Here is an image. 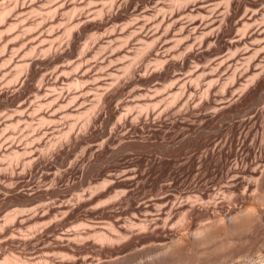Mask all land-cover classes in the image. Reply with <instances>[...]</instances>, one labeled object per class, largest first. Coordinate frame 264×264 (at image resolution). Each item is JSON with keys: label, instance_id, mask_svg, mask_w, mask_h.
Returning a JSON list of instances; mask_svg holds the SVG:
<instances>
[{"label": "rangeland", "instance_id": "1", "mask_svg": "<svg viewBox=\"0 0 264 264\" xmlns=\"http://www.w3.org/2000/svg\"><path fill=\"white\" fill-rule=\"evenodd\" d=\"M35 1H33V0H23V1L22 0H19V1H17V6L15 5L16 4V1L15 0H1L0 1V7L2 5H4V4H6V7H7V5L10 6V7L8 6L10 8L8 10H12L13 9V12L11 11V13H13V14H11L10 12H7V13H10L11 14V15L9 14V17L10 18L8 16H6V14H5L4 17H3V20L0 22V24H2L4 20L7 21V23H5V21H4V23H3V24H5L4 26H1L0 25V32H6L5 34L3 33V35L0 36V38H2V39L5 36L4 39H3V41H2V39H0L2 41V42H0V51H1L0 52V54H1L0 55V57H1L0 58V62H1L0 63V129L2 128L0 130V144L4 145L3 148H5L6 146H8V144L10 142H12L14 140L13 143H15V144L13 145V147L14 146L16 147V148L14 147L13 150L11 149L13 147H10V148L4 149V150H2L0 152V264H4V263L5 264H8L9 262H10L9 264H15L16 262H12L11 260H9V258L10 259H13L14 257H18V256L20 257L21 262H18L16 264H37V263L39 264V262H42L41 264H47V262H48V264H88V263L89 264L90 263H93L94 264V263H97L98 261H101V263H102V261L104 263H107V262L113 261L114 259L115 260L120 259V260H118L119 262L117 261L118 264H146L145 262H147V261L149 262L152 259V257L154 256V254L151 253V249L153 250V248L159 247L160 246L159 243L161 244V243H164L166 241L168 242L171 239H174L177 236H180L181 235L180 233L185 234V230H187L186 233H190L195 228L194 225L198 226V225H200L198 223H202V224L204 222L207 223V221H212L217 215L219 216L218 211H220L223 214L222 215L220 213L221 214L220 216H226V215H228V213L233 212V209L235 207L237 209L235 208L234 211H237L239 209L240 210L243 209L246 206V201H245V198L243 196L244 193H242V191L244 190V188L242 186L236 185V186H233V187L231 186L232 188L230 187V189H231L230 190L228 186H229V184L230 185L232 184V180L229 177H232L234 175L237 176V174L238 173L240 174V172L244 171V169L246 170L245 173L248 174V169L250 167H252V163L254 162L255 157H257L258 153L260 152L261 146L262 147L264 146V142H263V144H261L262 141H263L261 139H262V137L264 138V131H263L264 129H262V128H264V127H262V125L264 126V124H263L264 123V121H263L264 120V118H263L264 117V114L263 113L261 114V112H258V113H256V116H255V118L253 120H251V121H243L245 115L247 113H249L251 110H253V108H254L253 105L257 107V104H254L256 97L258 95H261L262 93H264L263 92L264 91V79H263L264 78V72H262L263 71L262 70L263 66L261 65V64L264 65V60H261L262 63L260 62L261 64L259 63V65H258V67L260 65L262 67L261 68L260 67L258 68L256 66L258 68V69H256L255 66L252 65V62H251L252 60L251 61L248 60L249 59L248 58V55L245 58H244L243 55H240V54L243 53L244 47H245V50H246L247 49L246 46L248 44H249L248 48L250 46H252V41L251 40H253V39L247 40L246 41L247 43L245 42V44L242 43L244 45V47H242V49H240V46H243L242 44L237 45L239 47H237V46H233L232 47L231 46L232 47V51H230L231 47H229L230 49L228 50V46H225V45L222 46L223 41L220 42V43L213 41L212 42L213 44L211 43V46H212V48H211V46L208 45V42L207 41H204L205 38H203V40L201 39L202 38L201 35H203L204 32H202V33H198V32L197 33H191V32H193V30H191L189 24L187 25V27L185 26V28H186V33H189L191 31L190 32L191 35L188 34L186 36V33L180 35L179 34L180 33V30H178V29L181 28L180 26L181 25H186L191 20H193L196 17H198L197 16L198 14H197L196 17L194 18L195 13H197V11H194V7H193V1H195V0H193L192 2L190 0L189 1L188 0H185V1L184 0H177V1H175V0H172V1L171 0H167L169 2L175 1L176 3L173 2L174 4H172V3L166 4L167 3L166 0L164 2L159 1L158 2L159 4H156L155 1L138 0L140 5L138 4V1L137 0H131L130 2H127L129 4L127 6L128 8L126 7V5H127L126 4L123 7V10L119 13V15L117 17H114V18L110 19L109 21H107L106 23H104L103 25H100V26H94V20H91V19H93V17H94L95 18V22L96 21L98 22V20H99L98 18H100V16H98V14L96 15V13L94 12L95 10L94 11H91V10L95 9V6L98 5V4H99L98 7L104 6V3L102 5L101 1H105V0H99L100 2L98 1V3L95 6H94V2H92L93 3L92 4L93 7L91 9H90L91 6H87L89 9L88 8H85L86 7L85 4H87L88 2H90L88 0H83V1H81V0L80 1L79 0L77 1L76 0L77 3L75 2V0H72V3H70L71 0H64V1H67L68 4L70 3L68 5V7L66 9H64V11L68 10L69 15L68 14L66 15L64 13V11H63V12H57L58 15L57 14L56 15L58 17H56V15H54V13H56V12L52 11V13L50 12L51 14H53V16H51V17H53L55 19V20L52 19V20H54L53 22L51 20L50 21L49 20L47 21V19H51L49 17V14H48L49 11L48 10L50 8L51 9L52 8H55V6L59 2H61L62 0H57V1H55V0H53V1L52 0H46V1L45 0H41V1H38V2L37 1L35 2ZM86 1H87V3H86ZM108 1L109 0H107V2ZM187 1H188V3L191 2L189 4V6H190L189 8L192 9L193 19L191 18V20H190V18H189V15L190 14H187V13H191V11H189V12L188 11H184L185 12L184 15L186 14L185 17H184V19H183L182 15H181L182 18L181 17L179 18V25L176 26V28L178 27V29L175 28L172 31V34L173 35H171L169 37L170 38H175V41H177V42H179V41L176 40V38L179 39V40L180 39L187 38V39H184L183 41L188 40V39H189V41H185V42L182 41V42H180L182 45L180 44L179 46H177L179 43H176L174 41V39H172V41H171L169 37H168L169 40H168V38H166V40L165 39H161V41H159L160 38L157 39V37L159 36L158 34H157L158 35L157 36L156 34H154L155 33L154 32V33L151 34L152 36L150 35V33L153 32V30L155 31V29L157 28V27L156 28L154 27L155 25H153V29L151 28V29H149L150 31L148 30V32H147V29L150 28V26L152 24H155V23L156 24L157 23L159 24V22L161 23L160 20H161V16L162 15H160V17L158 15V17H159L158 20L156 22H153L155 19H157L156 18V16H157L156 13H158L157 10H160L161 8H164V6H165L166 7L164 9L165 11L162 10L161 13L159 11L158 14L166 13L167 16H169L171 14L169 12L173 11L171 9H174L175 8L176 9V12H177L178 11V7L180 6L179 9H181L182 8L181 5L183 6L185 3H187ZM222 1H224V0H222ZM74 3H76V4H74ZM109 3H111V2H108V4H105V7L107 5H109ZM146 3H147V6H148V9L151 8V10L149 9V12L151 13V15H153L155 13L154 14L155 16L153 15V17L155 19L152 18V16L149 13L150 17L153 20L150 19L149 16L147 15L148 18H145L146 20L145 19H142L140 21V19H141L140 17L142 15L141 11H143L142 9H144L145 7H146L145 9H147ZM218 3L221 4L222 6L218 7L219 11H216L217 9L214 8V7L218 6L219 5ZM218 3H217L216 6L213 3H207V6H208V8L210 10H214L215 9L214 12H221L224 8L226 9V7L228 5L225 2L220 3V1H219ZM223 3H225L226 6ZM22 4H24V6H25L23 8V12L25 11L26 14L25 13H24V15L21 14L23 17H21V15L18 14L20 16V18H19L18 15H17V17L19 18V20L20 19L21 20L19 22L18 18L16 17L17 19L16 18L15 19L17 20L18 23H13V25L16 26L15 24H19V23L21 24V22L26 19V16H27L28 20L26 19L27 21L26 20L23 21L25 24L22 22L21 25L20 24H19V26L17 25V29L19 28L18 30L13 29V31H12V28H11L10 30L14 34H12V32H11L12 35H9V34H7V31H8V29L12 25V24L10 25L9 22L11 23V22H15L16 21L13 17H15V15L18 12L23 13L21 11L16 12L15 11L16 9L14 10V8H16L18 6H21ZM89 4H87V5H89ZM154 4H156L157 6L154 5ZM162 4L164 6H162ZM72 5H74V7H75V5H77V7H75V8H78L79 6L82 7V8L74 9V7ZM117 5L123 6L124 5V1L123 2H122V0L118 1L117 2ZM167 5H172V6H168V7H171V8H168ZM185 5H187V4H185ZM229 5H230V7H229L230 8V14H228V15H230L229 16L230 17V20H225L224 21V24H225L224 25V29L225 28L226 29H225V32L223 33V38L222 39H226V38L229 39L230 38L231 40H236L238 37H240V36H242L244 34H247L248 33L247 32L248 30L250 31V28H252V25H253V23H254L255 20L254 21H251L253 23L248 22L249 24L251 23L250 26L249 25L247 26L246 23L244 22L245 25L247 26V28L249 27L248 30L246 31L245 29H247V28H244L243 21H239V19H240L239 17L241 16V14L244 13L243 11L244 10H247L245 8L246 6H241V7L237 8V7H235L232 4H229ZM152 6H153V8H152ZM159 6H161V8ZM32 7H33V9H32ZM69 7L70 8L73 7V8H71L72 9L71 10V13L69 11V9H70ZM83 7H84V9H83ZM154 7H156V8H154ZM211 7L214 8V9H212ZM158 8H160V9H158ZM229 8H228V10H229ZM126 9H128V10H126ZM153 9H155V10H153ZM175 9H174V12H175ZM234 9H235V11H234ZM226 10H223V12H226ZM228 10H227V13H228ZM14 11H15V13H14ZM83 11H85V12H83ZM90 11L91 12H94V13L93 14L92 13H88ZM130 11H131V13H130ZM40 12H43V13L40 14ZM45 12L46 13L48 12L47 13L48 14V17H47V14ZM74 12H75V15L74 16H76V12H79V14H77V15H78V17L79 16L80 17L78 18L76 16V18H74V16H73ZM80 12H83V13H80ZM152 12H154V13H152ZM174 12H172V13H174ZM245 12H247V11H245ZM62 13H64V16L63 17L61 16ZM193 13H194V15H193ZM43 14H46V15H43ZM71 14H72V18H71L72 20L76 19L77 21L75 20V22H77L78 24H80L81 22H83V23H81L82 25L81 24L80 25L77 24L78 25V28H76L77 25H76V27L74 26V28L76 29V30L73 29L74 31L71 28L72 26L70 27V25H73V23H75V22L71 23V21H72V20H70ZM81 14H82V16H81ZM166 14H164V15L166 16ZM65 15H66V17H65ZM129 15H131V16H129ZM43 16H45V17H43ZM68 16H70V17H68ZM87 16H88V18H87ZM104 16H105V14H104ZM135 16H138L140 19L139 18H136L135 19ZM147 16H145V17H147ZM200 16L198 18L199 19H202V17H203L202 14ZM5 17H7L8 19L6 18L7 19L6 20ZM67 17H68V19L70 21L67 20ZM133 17H134V20H137L138 19V21H134V23H135V24L133 23L134 25L131 24L132 23L131 22L132 21L131 19H133ZM142 17L144 18V15ZM206 17H203L204 20L206 19ZM218 17H219V15H218ZM12 18H13V20H12ZM41 18H43V19H41ZM233 18H235L234 20H236V21L238 20L239 23H238V21L235 22L233 20ZM85 19H90V20L85 21ZM96 19H98V20H96ZM188 19L190 21H188ZM261 19H258L259 22L261 21ZM44 20L46 22H44ZM58 20L59 21H62L63 23H66L67 22L68 24H70V23L71 24L67 26L66 25L67 23L66 24H62V22H61L60 25H59V21ZM82 20H84V21H82ZM144 20L145 21H149V22L151 20L152 22L151 23L147 22L146 23L147 24L146 28L145 27H144L145 29L142 28L144 30V31H142V29L139 28V26H137L138 25L137 23L138 22H145ZM258 20H257V23H259ZM89 21H90V23H89ZM42 22L46 23V25L43 23V26H42ZM114 22H115V25H114ZM123 22L126 24V26H125V24ZM230 22H232V24ZM233 22L235 23V25H234ZM29 23L31 24V26L28 25ZM52 23L53 24H56V26L60 29L59 30L55 26V32L58 31V30L60 32H56L54 34V29H51V27L53 26ZM110 23H112V25ZM117 23H119L120 26ZM128 23H129V25L131 24L130 26L132 28H130V26L128 25ZM242 23H243L242 28H244V30L246 31V33L243 30H241L242 28L240 30L237 28L239 31L236 29V27H238V26L240 27V25H242ZM50 24L52 25L51 27H50ZM116 24H117V26H116ZM254 24L255 25H253V27L256 26V23H254ZM9 25H10V27H8V29H6L7 26H9ZM27 25L29 27H31V29L33 28L32 31H31V33L29 31V32H26V33L24 32V34L22 33V35H20L21 32H23L24 30H26V29L29 30L30 29ZM37 25L39 27H42L44 30L42 28L39 29V27H37ZM48 25H49V27H48ZM65 25L67 27H70L71 30L74 32L73 33L71 31L72 33L69 34L70 36L71 35L73 36V37L72 36L71 37H68L69 40H67L68 39L67 38L68 35L65 33V29H66V26ZM109 25H111V26L109 27ZM167 25L168 24H164L162 26V24H161L159 26V28L163 29L164 26H165L164 29H166V26ZM24 26H27V28L25 27L26 29H24L23 28ZM107 26H108V30H107ZM124 26H125V28H124ZM230 26H232V27H230ZM45 27L50 28L51 29L50 30L51 32L47 28H45ZM120 27H122V28H120ZM126 27L128 29L127 31H126ZM4 28L7 31L6 30L5 31H2ZM20 28L21 29L23 28V31ZM104 28H105V30H106L107 33L104 31ZM110 28L112 30L114 29V31H116V33L115 32H112L113 34L112 33L109 34V32H110L109 30H111ZM136 28L139 31L141 30V32H138V30H137V32H138L137 35L138 36H136V33L132 34L133 32H131V29H133V31H135ZM63 29H64V31H62ZM95 29H97V30L94 31ZM230 29H231V32L229 33ZM14 30H16V31L14 32ZM33 30H34V33H33ZM40 30H42V32L43 31H45V32L44 33H41ZM120 30L121 31L124 30L123 31V34H122V32H119ZM235 30H237V32L239 34L238 36H237V34H235V33H237ZM48 31L51 33L52 36L49 35L50 33L47 35L46 32H48ZM97 31L98 32L101 31L99 33V35H96L97 34L96 33ZM125 31L128 33V35H129V32H131L132 38H133V35L136 36V37L134 36L135 38H133V41H132V39L129 38L130 35L127 36V34H126ZM176 31H178L177 35L175 34ZM198 31L200 32V31H202V29H200ZM83 32L86 33V34H84ZM93 32L96 33L95 35L98 38H103V35L101 34V33H103L105 35L104 39H100L101 41L99 39L94 40L95 39V35H94ZM173 32H175V33H173ZM17 33H20V34L18 35ZM60 33H63V34H61L63 37L61 35H59ZM90 33L91 34L93 33L94 38L91 37V39H89L90 36H91V35L89 36ZM144 33H146L147 36H145ZM0 34H2V33H0ZM15 34H17V36H19V37H16ZM36 34H40L39 36H41V34H42L43 36L42 37H38L39 39L38 38H35L34 39V36L35 37L37 36ZM174 34H175V37H174ZM198 34L201 37L198 36ZM234 34L236 36H234ZM7 35H9V37H7ZM23 35H24L25 39H24ZM58 35H59V38L61 37L60 38V39H62L61 41L58 40V38H57L58 41L53 38L55 36L58 37ZM87 35L89 37H87ZM11 36H13V37L11 38ZM28 36H30V37H28ZM44 36L47 37V38L45 37L46 40H47L46 42H44L45 41L44 40L45 39ZM84 36H85V38H84ZM120 36H122V37H120ZM148 36H150V37H148ZM153 36H156V37H153ZM177 36L178 37H180V36L183 37L184 36V37L183 38H178ZM188 36H189V38H188ZM22 37H23L24 40L22 39ZM31 37H33L34 40H32V39L29 40ZM107 37H109L111 40H107V39H109ZM114 37H116V38H114ZM123 37H124L125 40L123 39ZM127 37L129 38L130 42L127 40L128 39ZM140 37H143L142 39L145 40V41L147 40L146 42H149L150 40L152 41L153 38H156L155 39L156 41L155 40L154 41L157 42V43H155L156 45L158 44L157 47L154 45L155 46V49H153L154 47L152 45L153 48L152 47L149 48V49L153 50V52L151 50L149 52L148 47L146 49L147 51H145V47H146L147 44L146 43L143 44V42L141 43L140 42V39H141ZM192 37H194V38H192ZM195 37H198V38L200 37V40H202V41H200L198 39V42H197L196 41L197 39H196L195 40V43L196 42L197 43L195 44L194 43ZM203 37H205V35ZM41 38H43V39H41ZM48 38H53V40H55L54 41L55 42L54 43L55 45L54 44H53L54 46L52 45L54 48L55 47L56 48L60 47V49H62L61 48V44L62 45L65 44V46H63L64 49H62L63 51H65V53H64V56L65 57L63 56V57H61L58 60H49L48 59V56L47 57L45 56V53L47 54L48 52H45L44 54L41 52L42 49L44 50L45 48H47V46L49 47L51 45V44L49 45L48 43H50V42L53 43V41L51 39H48ZM105 38H106V40H105ZM144 38H146V39H144ZM7 39L9 41L10 40L11 41L10 42L9 41L7 42ZM85 39L88 40V41L90 40L92 42L91 43L89 41L91 45L89 44L88 41H87L88 44H87V42L85 43V45L87 46V48L89 47V49H87L84 46L86 48V52L84 51L85 48L84 47H81V46H83V43L86 41ZM113 39H115L114 42L112 41ZM117 39H118V41H116ZM41 40H43V43H44V44L42 43V46L44 45L43 47L41 45H38L37 44ZM48 40H50V41H48ZM63 40H65L66 42L71 40L70 41L71 43L73 41L74 42H73L72 45H69L70 46L69 47V46H66L67 43L65 41H63ZM77 40H79V41H77ZM164 40H165V43H163L164 46H162L163 45L162 42H164ZM15 41H17V43ZM25 41H26L27 44H25L24 45L25 47H24L22 44H24ZM34 41H36V42H34ZM59 41L60 42H63V43L65 42V43L63 44V43H60ZM111 41L113 43L110 45L109 42H111ZM125 41H127V46L128 47L127 46L125 47V45H124L125 44ZM136 41L138 43H136ZM199 41L200 42H204V44L201 43L202 44L201 45ZM248 41L249 42L251 41V43H248ZM58 42L60 44H58ZM93 42H95V44ZM174 42L177 44L176 45L177 47H180V49L177 48L176 46H174V49L176 51L173 48H171V50L169 49L170 51L167 50V48H170L171 47L170 45H173ZM210 42H209V44H210ZM253 42H254V40H253ZM4 43H5V45H2ZM8 43H10V44H8ZM14 43H16V44H14ZM20 43H22L21 45L24 47V48L22 47V51L20 50V48H21L20 47L21 46ZM99 43L101 44V46H99L100 45ZM105 43L106 44L109 43V45L108 44L106 45ZM188 43H189V45H187ZM190 43H193L192 44V47L194 49V52L191 49L192 47H190V45H191ZM198 43L202 47H200V45ZM34 44H37V46H38V48L35 47L36 52H38L39 48L42 47V48H40L41 50H39V52L37 54H36L35 50L33 51V53L29 51V48L31 46H32V50H33V46H35ZM103 44L106 45V48H105V45L103 47ZM152 44H154V42H152ZM160 44H161L162 47L160 46ZM216 44H218L217 47H215ZM15 45H16L17 48L15 47V49H14L13 47ZM115 45H116V47H115ZM121 45H123V46H121ZM2 46H5L6 50L5 49H1V48H3ZM26 46H27V48H26ZM111 46H113V47H111ZM141 46L144 47L143 48L144 50L141 49L142 48ZM184 46H187V47H185V49H184ZM207 46H210V47L207 48V49H210V51L209 50H206V47ZM66 47H68V48H66ZM188 47L190 48V51L192 53V56L191 57H184L183 58L184 51H187V52H185V54L188 53V51H189V48ZM195 47H198V48H195ZM199 47L201 48V50H200ZM235 47L239 48L240 51L237 50V48H236V50H234ZM11 48H13L12 50L14 52L11 50ZM18 48H19V50H18ZM70 48L73 49V50H71ZM78 48H79V50H78ZM81 48H83L82 51H81ZM90 48H92V49L90 50ZM123 48H124V50H123ZM157 48H158V51H157L158 53L156 52ZM164 48H165V51L167 50L169 52L166 51L167 54L165 52V55H162L163 52H164L162 50H164ZM203 48H204V50H203ZM218 48L220 49V51H219ZM221 48L224 49V50H222ZM76 49H77V52H76ZM119 49L121 51H119ZM126 49H128L129 52L126 51ZM196 49H198V50H196ZM3 50H4V52H3ZM30 50H31V48H30ZM87 50H89V51H87ZM117 50L120 53H118ZM141 50H142V52H141ZM180 50L183 52V54H182V52H179ZM16 51H17V53H16ZM25 51L27 53H29V52L30 53L27 54V53H25ZM44 51H46V50H44ZM71 51H72V55H71ZM112 51H115L114 52V55L111 54V53H113ZM143 51H144V53H143ZM236 51H238L240 53H237ZM9 52L11 53V55H9L10 54ZM81 52H83V55H82ZM100 52H101V54H100ZM124 52L126 53L125 55H124ZM137 52L142 53V55L144 54L146 56H144V55L143 56L142 55L140 56V54L137 53ZM145 52H149V53L147 54ZM154 52H156L157 55H156V53L154 54ZM214 52L219 57H217L214 54ZM235 52H236L237 55L234 56L235 57V60L233 61V64L231 63L229 67H227V65H224L225 68H224V66L221 67V68L220 67H217V65H216L215 62H217V60L219 58H224V57L225 58H229V56L232 55V54H235ZM13 53H15L17 56H15V54H13ZM23 53H25V54H23ZM136 53L139 54V56ZM211 53H212V55H211ZM250 53L253 56L257 52L256 53L255 52H250ZM22 54H23V57L21 56ZM33 54L34 55L36 54V56H34ZM80 54L83 57L85 55V57L84 58L82 56L79 57ZM13 55H14V57H13ZM40 55H41V57H39ZM251 55L249 54V56H251ZM10 56H12L14 59L12 58V60H11L10 59L11 58ZM29 56L39 57V58H41V60H42V57H43L44 60L41 61L42 64L40 63L41 64V65L39 64L40 66H38V67L36 66L35 67V73H34L35 75L28 77L29 79H31V82L32 83L30 84V80L27 79V81L25 83V85L27 86V88L24 85V88H23V86H21L20 87L21 89H20L19 88V82H17L18 80L15 83V80L18 79V78H16L17 75H15V74H17L18 71H16L14 65H17V70H18V66H19L18 63L29 62V58H31ZM44 56L47 58V60H46V58H44ZM108 56H110L109 58H112V59L110 60L108 58ZM160 56L162 58H160ZM174 56L176 58H174ZM207 56H209V57H207ZM222 56H224V57H222ZM240 56H243L242 58L246 59V61L248 60L247 64L250 63L249 64L250 67L248 66V69L250 70V72L246 68L247 67V64H246L245 60L242 59ZM87 57H88V59H87ZM92 57H94V58H92ZM103 57H105V58H103ZM116 57H118V58H116ZM141 57H143V59ZM154 57L155 58L157 57V60H159V61L161 59L160 63H162V61H164L162 59H166V57H167L169 60L168 59H166V60H168L169 63H168V61L167 62L164 61L163 65L161 67L160 66L161 64H159V62H157V60ZM172 57H173V59H172ZM3 58H6V59L4 60ZM24 58H26V59H24ZM79 58H82V59H79ZM158 58H160V59H158ZM185 58H187L186 59V62H182V59H183V61H185ZM239 58H240V60H238ZM62 59H63V62H64L63 67L66 68V72H67L66 73L67 75H66L64 73L65 72V69L63 68V70H64L63 73L65 74L64 76H66V77L68 76L67 78L64 77V82H66V83L62 82L63 83L62 84L61 81H60L55 87L52 88L50 86L49 88L55 89L59 85V86L63 87L64 90H63V88L61 89L59 86H58L59 88H57L56 90L61 89L62 91H64L65 95H66L67 92L68 93L71 92V94H68L67 93L68 96H66V99L62 101L63 104H64V106H66L65 108H62L64 106H62L60 104L61 102L58 103L54 99L56 97V95L53 96L54 92L50 90L53 93V94H51L50 91H49V89H48V87H46V88H47V90L49 91V93L52 96L51 95L49 96L47 94L49 96V98L47 99V96L44 95L45 96L44 97L42 95L43 92L46 93L47 90L45 91L44 89H45V86H47V85H44L43 90L40 91L41 93L40 92H37L36 93V89L34 87L35 84L36 85H37V83L39 84L41 76L44 77V75H48L49 74L48 71H50L51 69L52 70L53 69H56L58 67L57 66L58 63H59V68L62 67V64L60 66V63H62L61 62ZM71 59H73V60L71 61ZM261 59H264V57H262ZM6 60H8V61H6ZM9 60H11V61L9 62ZM17 60H19V62ZM81 60H83L82 63H81ZM88 60H89V62H88ZM236 61H237V63H236ZM16 62H17V64H16ZM156 62H157V64H156ZM242 62L245 63L246 65L243 64ZM55 63H56V67L53 66ZM68 63L69 64L72 63V65H68ZM94 63H95V65H94ZM131 63L134 64L133 65L134 67H132V70H128V69L127 70H128V72L130 71L129 72L130 74L133 72L132 74H134V75H132V78H131V75L126 72L125 67H124L125 65H129L130 64L129 67L131 68V66H132ZM183 63H185V64H183ZM8 64L10 66H9L8 69H6L7 66H8ZM82 64L84 65V67H82ZM166 64H168L167 67H166ZM183 65H184V67H183ZM241 65H243V66L241 67ZM13 66H14V68H12ZM20 66H21V64H20ZM42 66H44V67H42ZM80 66H81V69H80ZM89 66L91 68L92 67L93 68L91 69ZM244 66H245L246 69L243 68ZM251 66L254 67L255 70L253 68L251 69ZM24 67L26 68V64L23 66V68ZM41 67H42V69H41ZM67 67H69V68L67 69ZM87 67L90 68V72L91 73L88 72L89 69ZM135 67H138V68H136V71L133 70V69H135ZM212 67H214V69ZM216 67L218 68L219 71L218 70L216 71V69H217ZM234 67H237L238 68L237 71L235 70L238 73L242 72L244 69L245 70H248L245 73H242V76L239 79L234 78L233 81H235V79H236V82H235L236 85L235 86H234V82L232 81V79H231V81L233 82V84H232V82L231 83H228V82H230V80H229L230 78L229 77H231V73L233 74L235 72L234 70H233L234 72L232 71V69H236ZM20 69H22V68H20ZM20 69H19V71H20ZM84 69H88L87 72L89 74L87 76H86L87 72H85L86 70L84 71ZM106 69H109V70H106ZM224 69H225V71H224ZM26 70L27 69H25V70L23 69V71H26ZM52 70H51V72H50L49 75L53 74L54 71H52ZM57 70H55V71H57ZM240 70H242V71H240ZM110 71H112L113 73L116 72L114 74L115 76L114 75L110 76V74H113L112 72L110 73ZM134 71H135L136 74L134 73ZM208 71L211 72V73H208ZM258 71L259 72L261 71L262 74L261 75H257V72ZM41 72L42 73L46 72V73L43 75ZM75 72H77V73H75ZM82 72L85 73L83 78H82V76H83L82 75ZM226 72H227L228 75H230L229 77L226 74ZM236 72H235V74H236ZM255 72H256V75H257V76L255 75V76L258 77V78H256V80L255 79H252L251 80L252 77L249 76V78H250L251 81L254 80V83L252 82L253 85H252V83L251 84H248V85H250L249 86L250 88L246 92L243 91V93L245 92L244 94L241 93V91H240L241 88L238 87L240 81L242 80L241 83H243V85H244V83L246 84L247 83L246 80L249 79V78L248 79H245L246 77H248L247 75L251 74V76H252V74H255ZM25 73L26 72H23V75ZM80 73H81L82 76H80ZM214 73H215V75H214ZM21 74H22V72H21ZM78 75H79V77L81 79H83L82 82H81L80 78H77ZM97 75H99V76H97ZM19 76H21V75H19ZM22 76H21V78H22ZM96 76L98 78L102 79V81H100V79H99L100 82L99 81H96V79L94 80V77H96ZM100 76H102L103 78H101ZM226 76L229 78L228 81H226L227 80L226 79L227 78ZM33 77H34V80L32 79ZM113 77H114V79H113ZM128 77H130L131 79L128 78ZM141 77H142V79H141ZM224 77H226V78L224 79ZM13 78H14V80H13ZM140 79H141V81H139ZM212 79H214V80L212 81ZM259 79H260L261 82L259 81ZM37 80H39V82ZM76 80H77V82H79V81L80 82L76 84L75 83ZM118 80L120 81V84H119V81ZM95 81H96V84H94ZM109 81H110V83H109ZM210 81H211V84H210ZM251 81H249V82H251ZM27 82H28V84H27ZM105 82L107 84L109 83L110 85L109 84L108 85L110 87L107 86L105 89L102 87L103 90H101V89H98L99 91L96 90V88H97L96 86L98 84L100 86L101 85L102 86H105L106 85ZM113 82L116 83V84H114ZM130 82H132V83H130ZM72 83H74L77 86H75ZM101 83H104V84H101ZM117 83L119 85H121V87ZM207 83H209V84H207ZM224 83H226L227 86L229 85L227 89H226L227 86H225ZM241 83L239 85L240 87H241ZM15 84L16 85L18 84V85L16 86ZM69 84H70V86H69ZM126 84H128V85H126ZM169 84L170 85L172 84V85L170 86ZM81 85L82 86L84 85V86L81 87ZM86 85H88V86H86ZM115 85L116 86L118 85V88L120 87L117 96L112 97L111 100H109L108 102H105L103 100V98L100 99V100H102V102L101 101L98 102L101 94L98 95V96H97V94H99L100 91H101V93H103L105 90L110 91L111 88L116 87ZM180 85H182V86H180ZM209 85H211V86H209ZM90 86H91V88H90ZM230 86H232V87H230ZM75 87H78V88H75ZM94 87H96V88H94ZM207 87H208V89H207ZM254 87H255V89H254ZM15 88H18L19 90H21V93L22 94H20V96H19L20 99L19 100H18L19 97H17L18 89H15ZM98 88H100V87H98ZM223 88H224V91H223ZM237 88H239L240 90H238ZM80 89H83V91H82L83 93H81V90ZM86 89L87 90L89 89L88 92H87ZM230 89L232 91L235 90V89H237L239 93L237 92V90H236L235 93H233V92L230 91ZM15 90L17 91L16 93H15ZM22 90H24V91L26 90V91L24 92ZM158 90H159V92H158ZM202 90H203V92H202ZM204 90H206V92ZM207 90H208V92H207ZM216 90H218V92ZM225 90H227V92ZM33 91H35V94H38V97H37V95H33L34 94ZM48 91H47V93H48ZM97 91H98V93H97ZM177 91L179 92V94H178ZM209 91H211V92H209ZM84 92H87V93L84 94ZM201 92H202V96L203 97L200 100V98H201ZM176 93H177V96H174V95H176ZM208 93L210 95H208ZM213 93L215 94V96H214ZM222 93H224V96H223ZM74 94H75L76 97H77V94L80 95V98L79 97L77 98L78 100H76V98H75V101H77L78 103L74 102V100H72V98H71V96L74 95ZM169 94H171V95H169ZM199 94H200V96H199ZM220 94H222L221 95L222 100H220V101H223L222 103L219 102V99H221V97L219 96ZM231 94H234L235 96H232ZM41 96H42V98H41ZM82 96H83V98H82ZM189 96H190V98H189ZM205 96L206 97L208 96V98H206ZM225 96H226V98L229 97L230 99L232 97V100H230L229 98L226 99ZM262 96H263V102H264V95H262ZM171 97H173L174 99L177 97V99L174 100ZM209 97H210V100H209ZM237 97H238V99H237ZM67 98L68 99L70 98L69 99L70 102L68 101L66 103ZM203 98H204V100H203ZM216 98L218 100L215 101ZM43 99L44 100L46 99V100L44 101ZM49 99H50V103L49 104L52 103L51 102L52 99H54L57 102V103H52V105H50V108L48 107L49 106L48 104L44 103V102H49ZM63 99H64V97H63ZM223 99L226 100L227 102L226 101L224 102ZM234 99L236 100V103H234L235 102ZM17 100L18 101L21 100L20 102L23 103V104H21ZM22 100H24V101H22ZM40 100L42 102H40ZM170 100L172 101V103H171ZM186 100H188V101H186ZM189 100H190V102H189ZM199 100L201 102L203 100V103L204 104L202 105V103H200L199 104V108H198V106H196V104L198 105L197 102H199ZM233 100H234V102H233ZM38 101L40 103H42V104H45V105H42L43 106V109H44V111H43V109H41L42 110L41 112H43L42 114H41L40 111H39L40 113L38 111H36L35 114L32 112V111H34L32 109H35V110L39 109V106L37 104ZM173 101H174V103H173ZM104 102L107 104V106H106L107 108L105 107L106 104L104 105ZM187 102L192 103V104H190V106H189V103H187ZM194 102H196V103L194 104ZM209 102H210V105H209ZM216 102H218L219 104L217 103L218 104L217 105ZM263 102H261V103H263ZM19 103L21 104V106H20ZM65 103L67 105H65ZM146 103H148L147 106H146ZM184 103H185V105L183 106ZM59 104L61 105V107L59 106ZM227 104H230L232 106H229L228 105L229 107L227 106V109H226V106L225 105H227ZM246 104H248V105H246ZM191 105H194L196 107H193V106L191 107ZM208 105L211 106L212 108L215 105H217L218 107H221L222 105H224V106H222L224 108H223V110L221 109L222 107L220 108L221 110L220 109H217V111H219V112H217L218 114H216V111L213 112L212 109ZM260 105H262V104H259L258 107ZM42 106H40V107L42 108ZM108 106H109V108H108ZM164 106H165V108H164ZM24 107L27 108L25 110L26 112H24V109H25ZM45 107L47 109L49 108V110L51 112L54 111V114H57V115H55V117L52 116L54 114L51 113L52 114L51 115L49 113L50 112L49 110H46V111H48V112H46L45 111V109H46ZM142 107H144V108H142ZM179 107L180 108L182 107V109H180V110H182V112L179 110ZM184 107H186V108L188 107L189 108V111H185L188 108L186 109ZM215 107L213 108V110H215ZM18 108H19V110H18ZM21 108H23V111H22ZM54 108H56L55 110H58L59 112L58 113H57V111L55 112V110H53ZM101 108H103V110ZM141 108H142V110H141ZM193 108H195V109H193ZM196 108H198V109H196ZM205 108H207V109H205ZM259 108H261V107H259ZM20 109H21V111L24 114L20 111ZM65 109L67 111H65ZM143 109H145V110H143ZM89 110L91 112H89ZM162 110H164L163 111L164 113L161 112ZM178 110H179V113L181 112L180 113L181 115L178 113ZM191 110H193L194 112L191 111ZM195 110L198 112V115H195V114H197V113H195ZM247 110H248V112H247ZM37 112L39 113V115L37 114ZM186 112H187V114H186ZM190 112H192V113L190 114ZM237 112H239V114ZM31 113H32V115H31ZM86 113H89L90 115L93 114L94 116L92 115L91 117H94V118L88 117L90 115H88ZM243 113H246V114H243ZM215 114H216V116H215ZM234 114H236V117H234L235 116ZM43 115L45 116V119H46V116L47 115H51L52 116L51 118H53V119H49L50 117L47 116V118H48V119H46L47 121H41L40 118ZM242 115H244V116H242ZM119 116H121V117H119ZM233 117H234V119H233ZM241 117H243V119ZM120 118H121V120H120ZM125 118H126V120H125ZM38 119H39V121H38ZM241 119H242V122H241ZM255 119L257 120V123L254 125V123L256 121ZM261 119H262V121H261ZM5 120H7V122ZM201 120H202V122H201ZM222 120L223 121L225 120V121L222 122ZM231 120L234 121V122H232L230 124L229 122H231ZM235 120H237V121H235ZM203 121H204V123H203ZM1 122H2V124H1ZM225 122L227 124H225ZM199 123H202L203 125H200ZM228 124H230V125H228ZM244 125H246L245 128H244ZM251 126H252V130H251ZM254 126H255V128H254ZM47 127L49 129H46ZM221 127H222L221 131H218V130H220L219 128H221ZM37 128H38V130L40 128L42 129V130H39V131H41L40 134L38 133ZM243 128H244V130L242 131ZM257 128H259V129H257ZM34 129H36L35 132H33ZM202 129H203V131H201ZM247 129H248V131H247ZM256 129L259 131V133H257V130ZM69 130H70V132H68L69 133V134H67L68 137L66 136V138H65L66 140H65L64 139V135H63V138H62L61 137V134H62L63 131H66L67 132ZM216 130L218 131V133H217ZM42 131H44L45 135H44V133H42ZM45 131L47 132V134H46ZM198 131H199V133H198ZM209 131L210 132L213 131L214 133H211L210 134ZM240 131H242V132H240ZM246 131H247V133L250 132V133H248L249 135H247V133H245ZM261 132H262V134H261ZM41 133L45 136L44 138L41 139L42 141L39 139L41 137V135H42ZM215 133H217V134H215ZM244 133L246 134L247 139L244 141V147L238 151L239 147L237 145L238 144L237 142L241 141L244 138V136H245ZM257 134H258V137H257ZM34 135H36V136L37 135H40V137L39 136L37 137L40 140V142L36 141L37 139L34 138L35 137ZM261 135H263V136H261ZM221 136H222V138H221ZM239 136H240V140H239ZM4 137L5 138L7 137L9 139H5ZM215 137H216L217 140L215 139ZM61 138L63 140H61ZM181 138H182V140L187 139V140L184 141L185 143L181 140ZM207 138H208V140H207ZM213 139H215V140H213ZM45 140H47L46 143L44 142ZM206 140H207V142H206ZM219 140L221 142H218ZM251 140H253V141H251ZM62 141H63V143L60 144ZM210 141H212L213 144ZM2 142H4V144ZM36 142H37V144H35ZM216 142H217V144L218 143L219 144L218 145L215 144ZM230 142L232 143V145H231ZM252 142H253V144H252ZM40 143L42 145L41 147H40ZM181 143H182V145H181ZM224 143H226V144H224ZM250 143L252 144V147H251V144ZM223 145H226V147L223 146ZM230 146L232 148H230ZM36 147H39V149H40V151H42V153L39 151V149L36 150ZM164 147H165V149H164ZM221 147H222V149H220ZM1 148H2V146H1ZM31 148L32 149L35 148V149L32 150ZM50 148H51V151H50ZM115 148H120V149H115ZM204 148H205V151H204ZM256 149H257L258 152L255 154L253 151L254 150L256 151ZM17 150H18V152H19V154L21 156L19 155L17 157L16 155H14L16 157V158H14L13 156H11V155H13L12 154V151H13V153H14V151H16V153H17ZM212 150H215V151H212ZM220 150L221 151L223 150V151L220 152ZM242 150H243V153H242ZM3 151H5L6 153L4 152L2 154ZM31 151L33 153L36 151V153L37 152L38 153H41L44 156H46V154H48L47 156H49V154H50L49 157H46V158H48L47 163L44 162V163H42V165H40L41 164L40 163L37 166L36 165L33 166L32 164L26 163V160H28L30 158V156L32 155V152ZM229 151H231V152L229 153ZM245 151L246 152L248 151V152L246 153ZM43 152L44 153L46 152V154H44ZM202 152L204 153L203 155H201ZM223 152H224V154H223ZM30 153H31V155H30ZM232 153H235V154H232ZM218 154H219V156H217ZM220 154L222 156L221 158H220ZM7 155L9 156V158H8ZM205 155H207V158H205ZM244 155H245V157L243 159V156ZM227 156H229V157H227ZM12 157H13V159H12ZM233 157H235V158H233ZM240 157H242L241 160H240ZM51 159H52V161H51ZM198 159H200V161ZM236 159L238 160V162H237ZM242 159L244 160V162H242L243 161ZM235 160L237 162V165L239 163L238 166H240V168H239L240 170L239 169L236 170L237 174H235L236 172H234L235 171L234 170V167L236 165ZM239 160H240V162H239ZM251 161H252V163H251ZM24 162H25V164H24ZM200 163H202V164H200ZM198 164H200V165H198ZM241 164H243V165H241ZM245 164H247L246 165V167L248 166L247 168L245 167ZM24 165H26V166H24ZM230 168H232L231 169L232 171L230 170ZM125 169H126V171H128L127 173H126ZM130 169L133 171V172L131 171L132 173L130 172ZM133 169H135V170H133ZM120 171L122 172L121 173L122 174L121 177L119 176ZM134 171L138 175L136 173H134ZM118 172H119V174H118ZM123 172L125 173L124 175H123ZM108 173H111L110 174L111 177L109 176ZM107 174H108V176H107ZM227 174H229V176ZM232 174H234V175H232ZM247 174H244V175H247ZM132 175H135L136 178H134V176H132ZM252 175H253L252 177L256 178V176H257V178H258L259 173L252 174ZM254 175H256V176H254ZM116 176H118L119 178H117ZM127 176H130L131 179L129 180V177L127 178ZM124 177L127 178L128 180L127 179L126 180H123ZM248 177L251 178V174L250 175L248 174L247 178L244 177L245 178V184H246V182H250L251 179H252V178L250 179ZM260 177L263 178L261 175H260ZM109 178H111V179L114 178L113 181L115 180V182H109L110 184H113L114 186L112 185L110 187V184H108L109 186L107 185V182L111 180ZM227 178H228V181H229V179L231 181H229V182L226 181ZM261 178H258V182H257V180L254 181L255 179L254 180L252 179L251 185L249 183L250 188L247 190L246 195L244 194L245 197L249 196V194H250V196H253L254 195V193H255V190L254 189L257 190L256 183H259L260 182L259 183V185H260L261 184V181H262ZM119 179H121V180L119 181ZM249 179H250V181H248ZM104 180H108V181L105 182V184L108 187L107 186L104 187V189H103L104 191H102L103 186L100 187V184H102V183H100V184H98V183L101 182V181L103 182ZM224 182L226 184L228 182V186L226 184H224ZM131 183H133V184L131 185ZM170 183H171V185H170ZM215 183H216V185H215ZM96 184L99 185V189L101 188L100 190H97L95 188V185ZM165 184H167V186ZM259 185H257V186L259 187ZM220 186H223V187H220ZM96 187H97V185H96ZM115 188H116V190H114ZM118 188H119V190H118ZM124 188L126 189V191L128 190V193L126 191L123 192L125 190ZM259 188H258V190H259ZM263 188H264V186H263ZM91 189L93 191L92 193H95V190H96L97 194L96 193L93 194L95 196H93V195L91 196L90 195L91 192H89V191ZM93 189H95V190H93ZM120 189H121V191H122V189H124V190L121 192ZM213 189H215V190H213ZM222 189H224L225 191L222 190ZM117 190L119 192H121L122 194L121 193L119 194V192ZM169 190H171V191H169ZM192 190H194L196 192H194ZM211 190H213V191H211ZM251 190H254V192L251 191ZM258 190L256 191V193L258 192ZM115 191L118 192V193L117 194L114 193ZM179 191L181 192V194H179ZM187 191H192L191 192L192 194H196L197 193L196 195H198L199 197H202L203 199L206 198L205 201L207 200L208 202H209V199L208 198L211 199V197H213L214 196V193H215V197H213V198H216L217 200H214L215 201L214 202V201H211L212 200L211 199L210 202H211L212 205L215 204V205H218V206H212L210 204V202H209L207 204L208 205V208H210L209 211H208L209 213L207 212L206 214H204L201 211V206H203V204L206 205L207 201L204 202V200L202 201L201 198H198V199H200V201H202L204 203L201 205L200 202L197 201L198 203L195 204L196 201L193 202V198H192V201L190 200L189 203H188V205L193 203L192 206L193 207L195 206V209L192 207V210H191L192 212L189 211L188 214H186V216L189 215V216H187V219L188 218L191 219L192 221L189 220V219L188 220L192 224L189 223V221L186 220L185 217L182 218L179 213H176L175 215H172L173 217L171 216L172 218L170 217L171 218V220H170V218L167 217V214H165V213H167L168 208L173 203H175V202H173L174 200L177 199L176 200V203H178L180 200L182 201L183 197L185 199V192H187ZM215 191L217 192V194H220L221 196H224V195L227 194V192H229L228 194H230V195H226L225 197L226 198L228 196H229V198L231 197L230 199L232 201L229 204L232 203L231 204V207L233 209L230 207V210H229V207L228 206H230V205L227 203V202L230 201L229 198H227L229 201H226L225 202L226 198L221 197L220 195H218V197L219 198L221 197V199L217 198V196H216L217 194H216ZM165 192H166V194L168 193L167 196H166ZM169 192H171V193H169ZM172 192H173V194H172ZM221 192H224V193H221ZM225 192H226V194H225ZM251 192H252L253 195H251ZM113 193L116 194L115 196H117L119 194L118 195L119 196V200L117 199L118 201L116 200V202H110V201H112V199L114 200V198H112V196H111V195H114ZM123 193L126 194V195H124ZM240 193H241V195H240ZM98 194H99V196H98ZM222 194H224V195H222ZM79 195H81V196H79ZM89 195H90V198H89V201H88V198L87 197H89ZM120 195H122L124 197L121 196L122 198H120ZM157 195H158V198H160L159 196L162 197V195H164L166 197H162V199L161 198L158 199L156 197ZM176 195L178 196L179 199L176 197ZM208 195H209V197H208ZM54 196H57V197H54ZM109 196H110V199L111 200L108 199ZM151 196L154 199H152ZM44 197H47V198L48 197L49 198L51 197L50 200L51 201L53 200V202L49 201V198H48V200H46V198H44ZM54 198H56L55 199L56 201L54 200ZM83 198H84V200H83ZM184 199H183V201H184ZM66 200L69 203L66 202ZM85 200H86V202H85ZM108 200H110V201H108ZM143 200H146V201H143ZM218 200H220V201L222 200V201L220 202ZM48 201H49V204L51 202V204H50L51 211H49V213H47L42 218H37L35 216H32L34 218L31 219V216L30 215H33L32 214L33 213L32 212L33 211L32 208H34V209L39 208L36 205L38 202L39 203L42 202V204H40V208H43L44 207V204L46 206L47 203H48ZM54 201L57 202L58 205L60 203V205L63 206V209H59L58 205L55 206L56 203H54ZM167 201H169V202H167ZM43 202H45V203H43ZM61 202H63V203H61ZM212 202H214V203H212ZM218 202H219V204H217ZM65 203H66L67 206L65 205ZM158 203L159 204L160 203L164 204V205H160L162 207L167 205L166 207H163V208L161 207L162 209L160 210L161 211L160 214H158V212H159V209H158V205L159 204ZM262 203H261V207L260 208L263 209V210H261L259 208V206H258V208H259L258 211H261L260 213H262V215H263V212H264V205L263 204L264 203L263 204ZM52 204L54 205V207H52L53 206ZM146 204H148V205H146ZM156 204H158V205H156ZM221 204H224V205H221ZM41 205L43 207H41ZM144 205H145V207H144ZM35 206H36V208H35ZM91 207H93V208L91 209ZM155 207H157V208H155ZM222 208H223V210H222ZM225 208H226V210H225ZM29 209L31 210V212H30ZM215 209H216V211H215ZM227 209L229 210V212H228ZM60 210H64V211L63 212H59ZM165 210H166V212H165ZM148 211H149V213H148ZM55 212L57 214H54ZM193 212H194V214H193ZM197 212H198V215H197L198 217L200 215H202V216H200L198 218L196 216ZM19 213H20V215H19ZM191 213H192V215H190ZM14 214L16 216V217L15 216L14 217H15V220L17 219L16 220L17 222L13 220L14 218L13 219H11L10 217L6 218L7 215L10 216V215H14ZM208 214H209V216L210 215L211 216L209 217ZM204 215L205 216L207 215L209 217V220H208V217L207 216H206L207 219H204L205 218ZM25 217H26V220H25ZM28 217L30 219H28ZM118 217L121 218V219H119ZM155 217H161V218L163 217V219L159 218V220H157ZM164 217L166 218L165 221L168 222V224L167 225L165 224V226H164V223H166V222L164 221ZM180 217L182 218V220L185 218L184 221H181ZM202 217H203L204 220L202 219ZM9 218L11 219V221H9V220L7 221V219H9ZM20 218L22 220L24 219V223H23V221H22V223H20V221H19ZM151 218H153V220H154L153 223H152V221H150V220H152ZM177 219H179V221ZM43 220H45V221H43ZM143 220H144V222H142ZM145 220H147V221L145 222ZM195 220H198V221H196L197 223L195 222ZM261 220L263 222L260 221V224H261L260 226H259V222L256 223V225H257L256 230L259 231L260 234L259 233L258 234L260 236H262V237H260V236H259V238H258V236L255 237L254 234L258 235L257 234L258 231L255 230L256 232L251 233L252 236H251V234H249V236H251V238H253V241H254V238H257V239L254 242L253 241H250L249 244L247 243L248 244V248H247L246 245L243 248V245H242V250L244 251V249H245L244 252L242 251L243 254L244 255L247 254L248 256L245 255V256H241L239 258L235 257V258H228V259H226V257H227L226 255L228 253L225 254V252L226 251L228 252L230 250H225L224 251V254L225 255L223 253H222V255H217V256H219V259L218 258L215 259L217 256L214 257V259L217 261V264H220V263L221 264H232V263L233 264H243L244 262H246V261L249 260V257H250V259H255L254 261L259 260V255H260V257H263L264 255H262V254H264V237H263L264 233H261V232L264 231V225H263L264 224V215H263V219H261ZM5 221H7V222H5ZM155 221H156V223L157 222L158 223L156 224ZM180 221L181 222H184V223L181 224ZM187 221H188L189 224L187 223V228H186V226L184 227L183 224L186 225V222ZM14 222H16V223H14ZM141 222H142L141 225H143L144 223L146 224V225H143L144 228L139 225ZM147 222L148 223L149 222L151 223V224L149 223V225L151 227L148 225ZM9 223H10V225H9ZM159 223H160V225H162V227L160 225H159V227H157ZM22 224H24V225H22ZM111 224L113 225V227L117 228V230L115 228H114L115 230L110 229L109 225H111ZM171 224L173 226H170ZM190 225H192V226H190ZM1 226H2V228H5V230H3L2 232H1V230H2L1 229ZM46 226H47V228H46ZM155 226L157 228H154ZM169 226H170V228L171 227H174V229L171 228L169 230ZM175 226H176V228H175ZM189 226H190V228H189ZM14 227H16V229ZM18 227H20V228H18ZM180 227H181L182 230L180 229ZM177 228H178V230H181L182 232L179 233V231L176 230ZM183 228H186V229H183ZM36 230H37V232H36ZM116 231H118L120 233L119 235L122 236L120 238V240L117 239V241L115 240V241H113V242H111L109 244H108V242L107 243L106 242L105 243L104 242L101 243V241L97 240V234H99L101 232L102 233H105V234H109V236L112 235V236L116 237V235L118 236V234H116L117 233ZM74 233L75 234H78V235L75 236ZM175 233L178 234V235H176ZM34 234H37V235H35L36 237L33 236ZM123 234H124V236H123ZM59 236H61V237L63 236L62 237L63 240L61 238H59ZM70 236H71V238H69ZM245 236H248V234L247 235L244 234V237ZM64 237H65V239H64ZM34 238H37V239H34ZM68 240H70V241H68ZM254 243L256 244L255 246L257 247V249L260 246L262 248L261 249L259 248V250H257L256 247L253 245ZM250 244H252V245H250ZM252 246H253V249H251ZM246 248L248 250H246ZM240 250H241V248H240ZM253 251L255 253H257V254L255 255V253ZM258 253H260V254H258ZM251 256L253 258H251ZM220 257H221V259H220ZM223 257H225L224 260H223V262H225V263H223L221 261L223 259ZM6 259L9 260V262H5V261H7ZM214 259L211 260L212 261V264H216V261ZM225 259H226L227 262L225 261ZM235 259H236V261H235ZM237 259H239V260H237ZM45 260L46 261L48 260V261L45 263L44 262ZM228 260H229V263H228ZM202 261L203 262H201V260H200V262L197 261L198 263L195 262V261H193V262H190V263H187V264H192V263L193 264H204V263H206L203 259H202ZM211 261H208V263L210 262L209 264H211ZM208 263H206V264H208Z\"/></svg>", "mask_w": 264, "mask_h": 264}, {"label": "bare ground", "instance_id": "2", "mask_svg": "<svg viewBox=\"0 0 264 264\" xmlns=\"http://www.w3.org/2000/svg\"><path fill=\"white\" fill-rule=\"evenodd\" d=\"M0 1H1V0H0ZM15 1H16V4H15V5L17 6V1H19V0H15ZM22 1H23V0H22ZM33 1H35V0H33ZM36 1L38 2V1H41V0H36ZM36 1H35V2H36ZM45 1H46V0H45ZM52 1H53V0H52ZM52 1H51V2H52ZM55 1H57V0H55ZM55 1H54V2H55ZM77 1H78V0H77ZM77 1L75 0L76 3H77ZM79 1H80V0H79ZM81 1H83V0H81ZM88 1H90L91 3H90V2L87 3V1H86V3H87V4L90 3L91 5H90V4H89V5L85 4L86 7H85V6H84V7H85V8H88L87 6H91V7H90V9H91V8L93 7V5H92L93 3H92V2H94V6H95V5L98 3L99 0H88ZM118 1H120V0H112V1L109 0L108 2H111V3H109V5L106 6L107 8L105 7V4H108L107 0H105V1H101L102 5H103V3H104V6L98 7V5H99V4H98V5L95 6V9L91 10V11H94V10H95L94 12L96 13V15L98 14V16H100V18H98L99 20L96 19V20H98V22H97V21L95 22V18H94V17H93V19H91V20H94V26H100V25H103L104 23H106V22L109 21L110 19H112V18H114V17H117V16L119 15V13L123 10V7H124L126 4H127L126 7L129 5L127 2H130L131 0H122V2L124 1V5H123V6H120L121 4H120V5H117V2H118ZM137 1H138V0H137ZM143 1H144V0H143ZM149 1H155L156 4H159V3H158L159 1L164 2L165 0H149ZM171 1H172V0H171ZM175 1H177V0H175ZM175 1H173V2H175ZM184 1H185V0H184ZM188 1H189V0H188ZM188 1H187V3H185V4H187L188 6L185 5V4H184L183 6L181 5V7H182L181 9H179V8H180V6H179L177 12H176V9H175V8H174V9H175V12H174V9H171V10H173V11L169 12V13H171L169 16H167L166 13L158 14L159 11H160V13H161L162 10L165 11L164 9H165L166 7L162 4V6H164V8H161V6H159L161 9L158 8V9H160V10H157V12H158V13H156V14H157L156 18H157V19H155V18L153 17V15L155 14V13H154L155 11L152 12V13H154V14L151 15V13L149 12V9L151 10V8L148 9L147 3H146L147 9H145L146 7L144 8L145 10L142 9L143 11H141V13H142L141 17L138 15L141 19H140L138 16H135V19H136V18H139L140 21H141L142 19L148 18V16H149L150 19H152V18L155 19L153 22H156V21L158 20V18L160 17V15H162V16H161V20H160L161 23L158 21L159 24H158V23H157V24H156V23H155V24H152V25H151L152 27L150 26V28L147 29V32H148L149 29H151V28L153 29V25H155L154 27H155V28L157 27V28L155 29V31L153 30V32H151L150 35H151L152 33L155 32L154 34H156V35L158 34V35H159V36L157 35V36H158L157 39L160 38L159 41H161V39H165V40H166V38H168L169 36L173 35V34H172V31L176 28V26L179 25V18L181 17V15H182V17H183V19H184L185 15H186V14L184 15V13H185L184 11H188V12L191 11V13H187V12H186V13H187V14H190V15H189L190 20H191V18L193 19V16H192V9L189 8V7H190L189 4H190L193 0H190V1H191L190 3H188ZM217 1H218V0H195V1H193L194 11H197V13H195V15H194V13H193L194 18L196 17L197 14H198V15H197L198 17H199L201 14H202L203 17H206V16H207V17H206L205 20H204L203 17H202V19H199L198 17H196L197 19L195 18V19H193V20H191V21L188 19V21H190L189 23H187L186 25H181V26H180V27H181L180 29H178V27L176 28V29L180 30V33H179V34H180V35L185 34V33H186V28H185V26L187 27V25L189 24L191 30H193V32L190 31L191 33H197V32H198V33H202V32H204V34L201 35V36H202L201 39L203 40V38H205L204 41H207V42H208V45L211 46V43H212L213 41H215V42H219V43L223 41L222 46H224V45H225V46H228V50L230 49L229 47H231V46H232V47H233V46H237V45H240V44H242V43L245 44V42H246L247 40H249V39H253L254 42H253V40H251V41H252V46H250V47L248 48L249 44H248L247 46L245 45V46L247 47L246 50H245V47H244L243 44H242L243 46H240V49H242V47H244V51H243V53L240 54V55H243L244 58L247 57V55H248V58H249L248 60H250V61L252 60V61H251V62H252V65L255 66L256 69H258L259 67L261 68L262 66H263V68H264V65L261 64V63H262L261 60H264V59H261L262 57H264V0H224V1L219 0L220 3L225 2V3L228 4L227 7H226L227 10H228V8L230 7L229 4H232V5H234V6L237 7V8H239V7H241V6H246L245 8H246L247 10H244V11H243L244 13L242 12L243 14H241V16L239 17L240 19H239V18H238V19H239V21H243V23L245 22L247 26H248V25L250 26V24L253 23V22H251V21H254V20L256 21V22L254 21V23H256V26L253 27V25H255V24L253 23L252 28H250V31L248 30L249 27L247 28V26H246L245 23H244V28H247V29H245V30H246V31L248 30V31H247L248 33H247V34H244V35H242V36H240V37H238L237 39H236L234 36H236L235 34H237V36L239 35L238 32H237V30H238V29L240 30V29L242 28L243 23H242V25H240V27H239V26L236 27V29L238 28L237 30H235L237 33H235L234 36H233L236 40H231L230 38H229V39H228V38H226V39H222V38H223V33L225 32V29H226V28L224 29V25H225V24H224V21H225V20H230V17H229L230 15H228V14H230V8H229V10H228V13H227V10H226L225 8H224L223 10H226V12H223V10H222L221 12H214V10H215L214 8L217 9L216 11H219L218 7L222 6L221 4L218 3L219 1H218V2H217ZM25 2H26V1H25ZM30 2H31V1H30ZM42 2H43V1H42ZM99 2H100V1H99ZM105 2H106V3H105ZM166 2H167V3H166ZM166 2H165L166 4H168V3H169V4H170V3L174 4L173 2H169V1H167V0H166ZM23 3H24V2H23ZM55 3H56V2H55ZM57 3H58V2H57ZM70 3H72V0H71ZM70 3H69V4H70ZM76 3H74V4H76ZM81 3H82V2H81ZM120 3H121V2H120ZM175 3H176V2H175ZM207 3H213L215 6H216L217 3H218L219 5L216 6V7H214V8L211 7V8L214 9V10H210V9L208 8V6H207ZM225 3H223V4L226 6ZM69 4L67 3V1L62 0L61 2H59V3L55 6V8H52V9L50 8V9L48 10L49 13H48V12H47V13L49 14V17H50L51 19H47V18H46L47 21H48V20H49V21L51 20V21L53 22V21L55 20L53 17H51V16H53V14H51L52 11L56 12V13L53 12L54 15H56L57 12H63L64 9H66V8L68 7ZM78 4H79V3H78ZM138 4H139V1H138ZM141 4H142V3H141ZM156 4H154V5H156ZM18 5H19V4H18ZM28 5H29V4H28ZM28 5H27V6H28ZM31 5H32V4H31ZM47 5H48V4H47ZM139 5H140V4H139ZM211 5H212V4H211ZM2 6H3V7H2ZM2 6H1L2 8L0 7V8H1V9H0V17L2 18V19L0 18V22L3 20V17H4L5 14H6V16L9 17V14L11 13V11L13 12V9H12V8H11L12 10H8V9H10V8H9V7H10L9 5H7V7L9 6L8 8L6 7V4H4V5H2ZM16 6H15V7H16ZM52 6H53V5H52ZM72 6L74 7V5H72ZM81 6H82V5H81ZM150 6H151V5H150ZM156 6H157V5H156ZM168 6H172V5H167V7H168ZM191 6H192V5H191ZM225 6H224V7H225ZM11 7H12V6H11ZM24 7H25L24 4H22L21 6H18V7H16V8H14V10L16 9V10H15L16 12H18V11L23 12V8H24ZM33 7H34V6H33ZM33 7H32V9H33ZM73 7H71V8H73ZM75 7H77V5H75ZM75 7H74V9L82 8V7H80V6H79L78 8H75ZM84 7H83V9H84ZM174 7H175V6H174ZM44 8H45V7H44ZM46 8H47V7H46ZM69 8H70V7H69ZM71 8L69 9L70 13H71V10H72ZM127 8H128V7H127ZM152 8H153V6H152ZM154 8H156V7H154ZM168 8H171V7H168ZM168 8H167V9H168ZM172 8H173V7H172ZM232 8H233V7H232ZM243 8H244V7H243ZM245 8H244V9H245ZM34 9H35V8H34ZM88 9H89V8H88ZM88 9H87V10H88ZM133 9H134V8H133ZM135 9H136V8H135ZM26 10H27V9H26ZM80 10H81V9H80ZM126 10H128V9H126ZM153 10H155V9H153ZM179 10H180V11H179ZM15 11H14V13H15ZM27 11H28V10H27ZM29 11H30V10H29ZM66 11L68 12V10H66ZM66 11H64V13H65L66 15H67V14L69 15V12L67 13ZM73 11H74V10H73ZM88 11H89V10H88ZM91 11L88 12V13H92V14H93L94 12H91ZM104 11H105V12H104ZM234 11H235V9H234ZM237 11H238V10H237ZM245 11H247V12H245ZM7 12H10V13H7ZM33 12H34V11H33ZM33 12H32V13H33ZM50 12H51V13H50ZM83 12H85V11H83ZM83 12H80V13H83ZM172 12H174V13H172ZM24 13H25V11H24L23 13L18 12V13L15 15V17H13V18L15 19V18L17 17L18 14H19V15H21V14L24 15ZM29 13H30V12H29ZM41 13H43V12H40V14H41ZM45 13H46V12H45ZM47 13H46V14H47ZM64 13H62V15H61L62 17L64 16ZM72 13H73V12H72ZM103 13L105 14V16H104ZM130 13H131V11H130ZM139 13H140V12H139ZM141 13H140V14H141ZM149 13H150V15L152 16V18L150 17ZM169 13H168V14H169ZM182 13H183V14H182ZM199 13H200V14H199ZM231 13H232V12H231ZM7 14H8V15H7ZM11 14H13V13H11ZM11 14H10V15H11ZM25 14H26V13H25ZM27 14H28V13H27ZM30 14H31V13H30ZM35 14H36V13H35ZM46 14H43V15H46ZM48 14H47V17H48ZM50 14H51V15H50ZM77 14H79V12H76V16L78 17ZM84 14H85V13H84ZM128 14H129V13H128ZM133 14H134V13H133ZM135 14H136V13H135ZM164 14H166V16H165ZM205 14H206V15H205ZM19 15H18V16H19ZM57 15H58V14H57ZM57 15H56V17H58ZM66 15H65V17H66ZM74 15H75V12H74L73 16H74ZM86 15H87V14H86ZM102 15H103V16H102ZM143 15H144V18L142 17ZM147 15H148V16H147ZM158 15H159V17H158ZM218 15H219V17H218ZM76 16H74V18H76ZM81 16H82V14H81ZM98 16H97V17H98ZM101 16H102V17H101ZM120 16H121V15H120ZM129 16H131V15H129ZM145 16H147V17H145ZM154 16H155V15H154ZM190 16H191V17H190ZM235 16H236V15H235ZM21 17H23V16L21 15ZM28 17H29V16H28ZM31 17H32V16H31ZM43 17H45V16H43ZM68 17H70V16H68ZM68 17H67V20H68V21L72 20V19H71V18H72V14H71L70 20L68 19ZM79 17H80V16H79ZM79 17H78V18H79ZM85 17H86V16H85ZM182 17H181V18H182ZM187 17H188V16H187ZM200 17H201V16H200ZM262 17H263V18H262ZM6 18H7V17H5V19H6ZM9 18H10V17H9ZM13 18H12V20H13ZM17 18H18V17H17ZM17 18H16V19H17ZM19 18H20V16H19ZM19 18H18V20H19ZM34 18H35V17H34ZM34 18H33V19H34ZM37 18H38V17H37ZM78 18H77V19H78ZM87 18H88V16H87ZM257 18H258V19H261V18H262V19H261V21L259 22V20H258ZM7 19H8V18H7ZM7 19H6V20H7ZM16 19H15V20H16ZM26 19L28 20L27 16H26ZM26 19H25V20H26ZM35 19H36V18H35ZM41 19H43V18H41ZM44 19H45V18H44ZM52 19H54V20H52ZM59 19H60V18H59ZM63 19H64V18H63ZM80 19H81V18H80ZM130 19H131V18H130ZM198 19H199V20H198ZM234 19H235V18H233V20H234ZM256 19L258 20L259 23H257V20H256ZM20 20H21V19H20ZM20 20H19V22H20ZM25 20H23V21H25ZM27 20H26V21H27ZM67 20H66V21H67ZM75 20H76V19L72 20L71 23L75 22ZM88 20H90V19H85V21H88ZM114 20H115V19H114ZM131 20H132V21H131V22H132L131 24H133L134 21H138V19H137V20H134V17H133V19H131ZM145 20H146V19H145ZM145 20H144V21H145ZM148 20H149V19H148ZM152 20H153V19H152ZM4 21H5V20H4ZM4 21H3V23H4ZM23 21H22V22H23ZM37 21H38V20H37ZM41 21H42V20H41ZM41 21H40V22H41ZM58 21H59V20H58ZM76 21H77V20H76ZM80 21H81V20H80ZM82 21H84V20H82ZM111 21H112V20H111ZM128 21H129V20H128ZM180 21H181V20H180ZM231 21H232V20H231ZM234 21L237 22L238 20H237V21L234 20ZM239 21H238V23H239ZM22 22H21V24H22ZM34 22H35V21H34ZM40 22H39V23H40ZM44 22H46V21L44 20ZM44 22H42V26H43V23H44ZM61 22H62V21H59V25H60ZM92 22H93V21H92ZM147 22H149V21L138 22V23L136 22V23L138 24L137 26H139V28H141V29H142V28L145 29L146 26H147V24H146ZM151 22H152V21L150 20L149 23H151ZM182 22H183V21H182ZM184 22H185V21H184ZM226 22H227V21H226ZM226 22H225V23H226ZM248 22H251V23L249 24ZM3 23H2V24H3ZM5 23H7V21H5ZM13 23H18V22H17V20H16L15 22H11V23L9 22L10 25H11V24L13 25ZM23 23H24V22H23ZM26 23H27V22H26ZM47 23H48V22H47ZM54 23H55V22H54ZM66 23H67V22H66ZM66 23H63V22H62V24H66ZM69 23H70V22H69ZM71 23H70V24H71ZM81 23H83V22H81ZM81 23H80V24H81ZM89 23H90V21H89ZM108 23H109V22H108ZM121 23H122V22H121ZM121 23H120V24H121ZM123 23H124V22H123ZM230 23L232 24V22H230ZM233 23H234V22H233ZM2 24H0V25H1V26H4V25H5V24H3V25H2ZM19 24H20V23H19ZM19 24H15L16 26H14V25L12 26V25H11V27H10V25H9V26H7L6 29H8V27H10V28L8 29V31H9L11 28H12V31H13V29L18 30L19 28L17 29V25L19 26ZM21 24H20V25H21ZM24 24H25V23H24ZM37 24H38V23H37ZM44 24L46 25V23H44ZM70 24L67 23L66 25L68 26V25H70ZM77 24H78V23L75 22V23H73V25H70V27L72 26V27H71L72 30H73V29L76 30V29L74 28V26L76 27ZM80 24H78V25H80ZM110 24L112 25V23H110ZM117 24L119 25V23H117ZM117 24H116V26H117ZM124 24H125V23H124ZM131 24H130V25H131ZM134 24H135V23H134ZM134 24H133V25H134ZM161 24H162V26H163L164 24H168V25L166 26V29H164L165 26H164L163 29H161V28H159V26H160ZM226 24H227V23H226ZM231 24H230V25H231ZM28 25L31 26L30 23H29ZM28 25H27V26H28ZM32 25H33V24H32ZM40 25H41V24H40ZM45 25H44V26H45ZM52 25H53L54 27H53ZM52 25L50 24V27L52 26L51 29H54V34H55L56 32H60V31H59L60 29L56 26V24H53V23H52ZM66 25H65V26H66ZM78 25H77L76 28H78ZM81 25H82V24H81ZM106 25H107V24H106ZM111 25H109V27H110ZM114 25H115V22H114ZM114 25H113V26H114ZM128 25H129V23H128ZM128 25H127V26H128ZM130 25H129V26H130ZM133 25H132V26H133ZM157 25H158V26H157ZM227 25H228V24H227ZM234 25H235V23H234ZM237 25H238V24H237ZM27 26H24L23 28L26 29ZM29 26H28V27H29ZM55 26H56V28L59 29V30L56 31V32H55ZM61 26H62V25H61ZM67 26H66V29H65V33L68 35V36H67V38H68V37H71V36H72V35L70 36L69 34H71L74 30L72 31L71 28H70V27H67ZM83 26H84V25H83ZM86 26H87V25H86ZM119 26H120V25H119ZM125 26H126V24H125ZM125 26H124V28H125ZM201 26H202V27H201ZM13 27H14V28H13ZM15 27H16V28H15ZM20 27H21V26H20ZM25 27H26V28H25ZM37 27H39V26L37 25ZM48 27H49V25H48ZM48 27H45V28H47V29L50 31L51 29L48 28ZM63 27H64V26H63ZM102 27H103V26H102ZM144 27H145V28H144ZM200 27H201V28H200ZM226 27H227V26H226ZM230 27H232V26H230ZM23 28H22V29L20 28V29L23 31ZM29 28H30V29H29ZM29 28H28L29 30L26 29V30H24L23 32H21V34H20V33H17V34H18V35H19V34L22 35V33L24 34V32L26 33V32H29V31H30V33H31V31H32L33 28H32V29H31V27H29ZM35 28H36V27H35ZM40 28H42V27H39V29H40ZM86 28H87V27H86ZM98 28H99V27H98ZM98 28H97V29H98ZM105 28H106V27H105ZM105 28H104V31L106 32ZM113 28H114V27H113ZM120 28H122V27H120ZM124 28H123V29H124ZM130 28H132V27L130 26ZM133 28H134V27H133ZM137 28H138V27H137ZM137 28H136V30H135L136 32L133 31V29H131V32H133L132 34L136 33V36H138V35H137L138 32H141V30L139 31ZM227 28H228V27H227ZM244 28H242L241 30H243V31L246 33V31L244 30ZM6 29L4 28L2 31H5ZM42 29H43V28H42ZM97 29H95L94 31H96ZM100 29H101V28H100ZM110 29H111V28H110ZM143 29H142V31H144ZM200 29H202V31L199 32L198 30H200ZM16 30H14V32H15ZM34 30H35V29H34ZM34 30H33V33H34ZM43 30H44V29H43ZM107 30H108V26H107ZM115 30H116V29H115ZM127 30H128V29H127V27H126V31H127ZM137 30H138V32H137ZM239 30H238V31H239ZM6 31H7V30H6ZM8 31H7V34H9V35L14 34L11 30H10L9 32H8ZM36 31H37V30H36ZM40 31H41V33H44V32H45V31L42 32V30H40ZM49 31L46 32L47 35L51 32V31H50V32H49ZM62 31H64V29H63ZM71 31H72V32H71ZM79 31H80V30H79ZM109 31H110V32H109ZM109 31H108L109 34L112 33V32H115V33H116V31H114V29H113V30L111 29V30H109ZM123 31H124V30H122V31L120 30L119 32H122V34H123ZM126 31H125V32H126ZM149 31H150V30H149ZM232 31H233V30H232ZM243 31H242V32H243ZM11 32H12V34H11ZM37 32H38V31H37ZM75 32H76V31H75ZM90 32H91V31H90ZM100 32H101V31H100ZM100 32L97 31V32H96L97 34H96L95 32H93V33H94V35H95V34H96V35H99ZM102 32H103V31H102ZM131 32H129V35H130V36L128 35L127 32H126V34H127V36H129V38L132 39V41H133V38H135L136 36L133 35V38H132ZM187 32H188V31H187ZM190 32H189V33H186V36H187L188 34H190ZM230 32H231V29H230L229 33H230ZM0 33H2V34H0V36H1V35H3V33L5 34L6 32H0ZM52 33H53V32H52ZM63 33H64V32H63ZM63 33H60L59 35H61V34H63ZM73 33H74V32H73ZM78 33H79V32H78ZM83 33H84V32H83ZM83 33H82V34H83ZM93 33H92V34H91V33L89 34V36L91 35L89 39H91V37L94 38ZM106 33H107V32H106ZM173 33H175V32H173ZM177 33H178V31H176L175 34L177 35ZM17 34H15V36H16V37H19V36H17ZM80 34H81V33H80ZM84 34H86V33H84ZM101 34L103 35V38H98V37H96V35H95V39H94V40H96V39H99V40H100V39H104L105 35H104L103 33H101ZM112 34H113V33H112ZM112 34H111V35H112ZM139 34H140V33H139ZM144 34H145V36H147L146 33H144ZM154 34H153V35H154ZM175 34H174V37H175ZM227 34H228V33H227ZM231 34H232V33H231ZM242 34H243V33H242ZM9 35H7V37H9ZM29 35H30V34H29ZM36 35H37V36H36V37L34 36V39L43 36L42 34H41V36H39L40 34H36ZM45 35H46V34H45ZM49 35L52 36L51 33H50ZM59 35H58V37L55 36V37H53V38L56 39V40H57V38H58V40L61 41L62 39H60L61 37L59 38ZM102 35H101V36H102ZM119 35H120V34H119ZM140 35H141V34H140ZM190 35H191V34H190ZM204 35H205V37H203ZM25 36H26V35H25ZM61 36H62V35H61ZM78 36H79V35H78ZM81 36H82V35H81ZM85 36H86V35H85ZM85 36H84V38H85ZM89 36L87 35V37H89ZM108 36H109V35H108ZM124 36H125V35H124ZM134 36H135V37H134ZM151 36H152V35H151ZM193 36H194V35H193ZM198 36H200V35L198 34ZM201 36H200V37H201ZM4 37H5V36H4ZM4 37H3V39H4ZM12 37H13V36H11V38H12ZM23 37H24V35H23ZM23 37H22V39H23ZM28 37H30V36H28ZM28 37H27V38H28ZM45 37H46V36H44V38H45ZM62 37H63V36H62ZM72 37H73V36H72ZM111 37H112V36H111ZM120 37H122V36H120ZM120 37H119V38H120ZM148 37H150V36H148ZM148 37H147V38H148ZM153 37H156V36H153ZM172 37H173V36H172ZM177 37H178V36H177ZM183 37H184V36H183ZM183 37L180 36V37H178V38H183ZM200 37H199V38H198V37H195V39H194V43H195V40H196V39H197L196 41L198 42V39L200 40ZM233 37H232V38H233ZM46 38H47V37H46ZM46 38L44 39V40H45L44 42L47 41ZM53 38H48V39H51V40L53 41V43H52V42H50V43L47 42L49 45H50V44H51V45H50L49 47L47 46V48L44 49V50H46V51H44L43 49H42V50L40 49V48H42V47L44 46V45L42 46L43 40H41V41L38 42L37 44L42 46V47L39 48V50H41V52H42L43 54H44L45 52H48V53H47L48 55L45 53V56H46V57L48 56V59H49V60H58V59H60L61 57L64 56L65 51H63L62 49H64L63 46H65L64 43H65L66 41L63 40V41H65L64 43L59 41L60 43H63V44H64V45L61 44V48H62V49H60V47H58V48L55 47V48H54L53 46L55 45V44H54V43H55V42H54L55 40H53ZM107 38H109V37H107ZM114 38H116V37H114ZM117 38H118V37H117ZM127 38H128V37H127ZM129 38H128L127 40L130 42ZM140 38H141V39H140V42H141V43L143 42V44H145V43L147 44L146 47H145V51H147L146 49H147V47H148V50H149V52H150L151 49H149V48H151L152 45H153V47H154V48L152 47L153 49H155V46L157 47V45H158V44H157V45L155 44V43H157V42H155V41H156V40H155L156 38H153L152 41L150 40L151 42H150V41H149V42H146L147 40H146V41L143 40V39H142L143 37H140ZM169 38H170V37H169ZM169 38H168V40H169ZM188 38H189V36H188ZM190 38H191V37H190ZM192 38H194V37H192ZM0 39H2V38H0ZM3 39H2V41H3ZM20 39H21V38H20ZM20 39H19V40H20ZM24 39H25V37H24ZM24 39H23V40H24ZM31 39L34 40L33 37H31L29 40H31ZM38 39H39V38H38ZM41 39H43V38H41ZM72 39H73V38H72ZM87 39H88V38H87ZM123 39H124V37H123ZM144 39H146V38H144ZM172 39H174V41H175V38H170L171 41H172ZM184 39H187V38H184ZM184 39H180V40H179V39L176 38V40H178L179 42H177V41H175V42H176V43H179V44L177 45V44L174 42L175 45H174V44H173V45H170V46H171L170 48H167V47H166L167 50H169V49L171 50V48L174 49V46H176V45L179 46V45L181 44L180 42H182ZM29 40H28V41H29ZM58 40H57V41H58ZM67 40H69V38H68ZM85 40H86V39H85ZM92 40H93V39H92ZM105 40H106V38H105ZM107 40H111V39L109 38V39H107ZM114 40H115V39H113L112 41L114 42ZM121 40H122V39H121ZM121 40H120V41H121ZM124 40H125V39H124ZM124 40H123V41H124ZM138 40H139V39H138ZM138 40H137V41H138ZM154 40H155V41H154ZM165 40H164V42H162V44L165 43ZM202 40H200V41H202ZM2 41L0 40V42H2ZM8 41H9V40L7 39V42H8ZM10 41H11V40H10ZM10 41H9V42H10ZM48 41H50V40H48ZM70 41H71V40H70ZM70 41H67V42H66V43H67L66 46H69V45H72V44H73L74 41H73L72 43H71ZM77 41H79V40H77ZM77 41H76V42H77ZM87 41H88V40H86V41L83 43V46H81V47H84V46H85V47L87 48V46L85 45V43H86ZM89 41H90V40H89ZM89 41H88V42H89ZM100 41H101V40H100ZM112 41L109 42L110 45L113 43ZM116 41H118V39H117ZM137 41H136V43L139 42V41H138V42H137ZM144 41H145V42H144ZM157 41H158V40H157ZM171 41H170V42H171ZM185 41H189V39H188V40H185ZM185 41H183V42H185ZM200 41H199V42H200ZM210 41H211V42H210ZM251 41H250V42L248 41V43H251ZM15 42L17 43V41H15ZM30 42H31V41H30ZM34 42H36V41H34ZM34 42H33V43H34ZM59 42H58V44H60ZM76 42H75V43H76ZM88 42H87V44H88ZM90 42H91V41H90ZM90 42H89V44H90ZM129 42H128V43H129ZM152 42H154V44H152ZM170 42H169V43H170ZM197 42H196V43H197ZM209 42H210V44H209ZM16 43H14V44H16ZM23 43H24V42H23ZM56 43H57V42H56ZM70 43H71V44H70ZM91 43H92V42H91ZM93 43L95 44V42H93ZM101 43H102V42H101ZM109 43H107V44L109 45ZM141 43H140V44H141ZM166 43H167V42H166ZM196 43H195V44H196ZM201 43L204 44V42H200V44H201ZM246 43H247V42H246ZM8 44H10V43H8ZM21 44H22V43H20V45H21ZM25 44H27L26 41H25V43L22 44V45L24 46ZM37 44H34L35 46H33V50H32V46H31V47H30L31 50H30V48H29V51L33 53V51L35 50V52H36L35 47L38 48ZM43 44H44V43H43ZM53 44H54V45H53ZM94 44H93V45H94ZM99 44H100V43H99ZM105 44H106V43H105ZM105 44H103V47H104ZM107 44H106V45H107ZM190 44H191L190 47H192V44H193V43H190ZM198 44H199V43H198ZM198 44H197V45H198ZM200 44H199V45H200ZM212 44H213V43H212ZM214 44H215V43H214ZM2 45H5V43L2 44ZM22 45L20 46V47H21V48H20L21 51H22V47H23ZM52 45H53V46H52ZM90 45H91V44H90ZM93 45H92V46H93ZM106 45H105V48H106ZM119 45H120V44H119ZM124 45H125V47L127 46V41H125V44H124ZM128 45H129V44H128ZM148 45H149V46L151 45V46L149 47ZM154 45H155V46H154ZM181 45H182V44H181ZM187 45H189V43H188ZM199 45H198V46H199ZM201 45H202V44H201ZM201 45H200V47H202ZM250 45H251V44H250ZM45 46H46V45H45ZM56 46H57V45H56ZM74 46H75V45H74ZM88 46H89V45H88ZM94 46H95V45H94ZM94 46H93V47H94ZM99 46H101V44H100ZM121 46H123V45H121ZM143 46H144V45H143ZM160 46H161V44H160ZM162 46H164V44H163ZM162 46H161V47H162ZM172 46H173V47H172ZM177 46H176V47H177ZM210 46H207V47H206V50H209V51H210V49H207V48L210 47ZM217 46H218V44H216L215 47H217ZM219 46H220V45H219ZM2 47H3V48H1V49H5V50H6L5 46H2ZM7 47H8V46H7ZM15 47H16V45H15L13 48L15 49ZM24 47H25V46H24ZM24 47H23V48H24ZM69 47H70V46H69ZM76 47H77V46H76ZM79 47H80V46H79ZM85 47H84V48H85ZM111 47H113V46H111ZM115 47H116V45H115ZM118 47H119V46H118ZM118 47H117V48H118ZM127 47H128V46H127ZM141 47H142V46H141ZM141 47H140V48H141ZM185 47H187V46H184V49H185ZM200 47H199V48H200ZM232 47H231L230 51H232ZM237 47H239V46H237ZM237 47H235L234 50H236ZM13 48H11V50H12ZM16 48H17V47H16ZM26 48H27V46H26ZM66 48H68V47H66ZM86 48H85V50H84L85 52H86ZM96 48H97V47H96ZM99 48H100V47H99ZM101 48H102V47H101ZM120 48H121V47H120ZM143 48H144V47H142L141 49H143ZM177 48L180 49V47H177ZM177 48H176V49H177ZM188 48H189V47H188ZM195 48H198V47H195ZM204 48H205V47H204ZM204 48H203V50H204ZM211 48H212V46H211ZM7 49H8V48H7ZM70 49H71V48H70ZM87 49H89V47H88ZM91 49H92V48H90V50H91ZM102 49H103V48H102ZM113 49H114V48H113ZM181 49H182V48H181ZM186 49H187V48H186ZM191 49H192V51L194 52L193 47H192ZM218 49H219V48H218ZM221 49H222V48H221ZM18 50H19V48H18ZM39 50H38V52H39ZM71 50H73V49H71ZM78 50H79V48H78ZM82 50H83V48H81V51H82ZM97 50H98V49H97ZM115 50H116V49H115ZM123 50H124V48H123ZM143 50H144V49H143ZM167 50H166V51H167ZM170 50H169V51H170ZM174 50H175V49H174ZM196 50H198V49H196ZM200 50H201V48H200ZM222 50H224V49H222ZM222 50H221V51H222ZM237 50H239V48H237ZM12 51H13V50H12ZM26 51H27V50H26ZM26 51H25V53H27ZM29 51H28V52H29ZM87 51H89V50H87ZM119 51H121V50L119 49ZM126 51H128V49H126ZM151 51L153 52V50H151ZM157 51H158V48H157L156 52H157ZM162 51H164L162 55H165V52H166V51H165V48H164V50H162ZM162 51H161V52H162ZM169 51H167V52H169ZM172 51H173V50H172ZM175 51H176V50H175ZM189 51H190V48H189ZM189 51H188V53H186V54H185V52H187V51H184V56H183V58H184V57H191V56H192L191 51H190V52H189ZM209 51H208V52H209ZM219 51H220V49H219ZM219 51H218V52H219ZM230 51H229V52H230ZM239 51H240V50H239ZM241 51H242V50H241ZM0 52H1V51H0ZM3 52H4V50H3ZM13 52H14V51H13ZM19 52H20V51H19ZM19 52H18V53H19ZM30 52H29V53H30ZM38 52H36V54H37ZM41 52H40V53H41ZM76 52H77V49H76ZM85 52H84V53H85ZM94 52H95V51H94ZM103 52H104V51H103ZM112 52H113V53H111V54L114 55V52H115V51H112ZM117 52H118V50H117ZM128 52H129V51H128ZM141 52H142V50H141ZM149 52H145V53L148 54ZM156 52H154V54H155ZM167 52H166V54H167ZM179 52H182V51L180 50ZM202 52H203V51H202ZM236 52H237V53H240V52H238V51H236ZM236 52H235V54L230 55L229 58H225L224 56H222V57H224V58H219V59L217 58V57H219V56H217V55L215 54V52H214V54L217 56L216 58L218 59L217 62H215L216 65H217V67H220V68H221V67H223L224 65H227V67H229L231 63L233 64V61L235 60V57H234V56L237 55ZM250 52H255V53L257 52V53H256L255 55L252 56ZM5 53H6V52H5ZM9 53H10V52H9ZM16 53H17V51H16ZM20 53H21V52H20ZM25 53H23V54H25ZM29 53H27V54H29ZM81 53H82V55H83V52H81ZM87 53H88V52H87ZM118 53H120V52H118ZM137 53H139V52H137ZM137 53H136V54H137ZM143 53H144V51H143ZM157 53H158V52H157ZM157 53H156V55H157ZM177 53H178V52H177ZM6 54H7V53H6ZM13 54H15V53H13ZM23 54L21 55L22 57H23ZM36 54H35V55L33 54V55L36 56ZM43 54H42V55H43ZM78 54H79V53H78ZM90 54H91V53H90ZM100 54H101V52H100ZM122 54H123V53H122ZM125 54H126V53L124 52V55H125ZM139 54H140V56L142 55V53H139ZM139 54H137V55L139 56ZM159 54H160V53H159ZM178 54H179V53H178ZM182 54H183V52H182ZM197 54H198V53H197ZM199 54H200V53H199ZM204 54H205V53H204ZM229 54H230V53H229ZM249 54H250L251 56H249ZM0 55H1V54H0ZM9 55H11V53H10ZM71 55H72V51H71ZM82 55L80 54L79 57H81ZM108 55H109V54H108ZM117 55H118V54H117ZM134 55H135V54H134ZM143 55H144V54H143ZM143 55H142V56H143ZM169 55H170V54H169ZM205 55H206V54H205ZM205 55H204V56H205ZM211 55H212V53H211ZM221 55H222V54H221ZM226 55H227V54H226ZM15 56H17V55L15 54ZM34 56H33V57H32V56H29V57H31V58H29V62H25V61H24L25 63H23V62H22V63H18V64H19V66H18V70H17V65H14L16 71H18L17 74H15V75L18 76V77L16 76V78H18V79L15 80V83H16V81L18 80L17 82H19V88H20L21 86H23V88H24V85H25L27 79L30 80V84L32 83V82H31V79H29L28 77L35 75V74H34V73H35V67H36V66H37V67L40 66V65L42 64L41 61L44 60L43 57H42V60H41V58H39V57H41V55H40L39 57H34ZM37 56H38V55H37ZM45 56H44V58H46ZM95 56H96V55H95ZM95 56H94V57H95ZM144 56H146V55H144ZM152 56H153V55H152ZM196 56H197V55H196ZM243 56H240V57L242 58ZM10 57H11L10 59L12 60V58L14 57V55H13V57H12V56H10ZM22 57H21V58H22ZM64 57H65V56H64ZM67 57H68V56H67ZM74 57H75V56H74ZM82 57H83V56H82ZM84 57H85V55H84ZM84 57H83V58H84ZM94 57H92V58H94ZM109 57H110V56H108V58H109ZM111 57H112V56H111ZM122 57H123V56H122ZM133 57H134V56H133ZM170 57H171V56H170ZM180 57H181V56H180ZM207 57H209V56H207ZM214 57H215V56H214ZM227 57H228V56H227ZM0 58H1V57H0ZM77 58H78V57H77ZM103 58H105V57H103ZM116 58H118V57H116ZM141 58L143 59V57H141ZM154 58H155V57H154ZM160 58H162V57L160 56ZM160 58H158V59H160ZM174 58H176V57L174 56ZM244 58H242V59H244ZM252 58H253V59H252ZM3 59L5 60L6 58H3ZM7 59H8V58H7ZM13 59H14V58H13ZM24 59H26V58H24ZM79 59H82V58H79ZM87 59H88V57H87ZM109 59L111 60L112 58H109ZM109 59H108V60H109ZM126 59H127V58H126ZM133 59H134V58H133ZM155 59L157 60V57H156ZM166 59H168V58L166 57ZM166 59H162V60H164L165 62H167L169 59H168V60H166ZM172 59H173V57H172ZM186 59H187V58H185V61H183V59H182V62H186ZM213 59H214V58H213ZM11 60H9V62H10ZM19 60H20V59H19ZM19 60H17V61L19 62ZM27 60H28V59H27ZM46 60H47V58H46ZM72 60H73V59H71V61H72ZM85 60H86V59H85ZM89 60H90V59H89ZM89 60H88V62H89ZM101 60H102V59H101ZM110 60H109V61H110ZM120 60H121V59H120ZM122 60H123V59H122ZM134 60H135V59H134ZM134 60H133V61H134ZM207 60H208V59H207ZM211 60H212V59H211ZM236 60H237V59H236ZM238 60H240V58H239ZM238 60H237V61H238ZM244 60H245V62H246V64H247L248 60H247V61H246V59H244ZM6 61H8V60H6ZM69 61H70V60H69ZM75 61H76V60H75ZM75 61H74V62H75ZM82 61H83V60H81V63H82ZM160 61H161V59H160ZM160 61L157 60V62H159V64H161L160 66L162 67L164 61H162V63H160ZM215 61H216V60H215ZM237 61H236V63H237ZM250 61H249V62H250ZM9 62H8V63H9ZM53 62H54V61H53ZM53 62H52V63H53ZM61 62H62V63H60V66H61V64H62V67L59 68V63H58V65H57L58 67H57L56 69H53V70L51 69V70L54 71L55 73L53 72V74L49 75L50 72H51V70H50V71H48V72H49L48 75H44L46 72H44V73L41 72V73L44 75V77L41 76V78H40V82H39V80H37V81L39 82V84L36 82L37 85L35 84L34 87H35V89H36V93H37V92H40V91L43 90L44 85H47V86H45V89H44V90L46 91V90H47L46 87H48L49 91L51 90V91L54 92V94H53L51 91H50V93L53 94V96L56 95V97H55L54 99H55L58 103L61 102L60 104H61L62 106H64V104H63L62 101L65 100V99H66V96H68V94H71V92H70V93L67 92L68 94L66 93V95H65L64 91L61 90L63 87H61V86H59V85H58V86H59L61 89L56 90L57 88H59L58 86H57L55 89H52V88L55 87L60 81H61V83L64 82V77H66V76H64L67 72H66V68L63 67V64H64L63 59H62ZM86 62H87V61H86ZM136 62H137V61H136ZM157 62H156V64H157ZM175 62H176V61H175ZM175 62H174V63H175ZM238 62H239V61H238ZM260 62H261V63H260ZM0 63H1V62H0ZM2 63H3V62H2ZM11 63H12V62H11ZM11 63H10V64H11ZM40 63H41V64H40ZM50 63H51V62H50ZM102 63H103V62H102ZM137 63H138V62H137ZM168 63H169V61H168ZM178 63H179V62H178ZM240 63H241V62H240ZM240 63H239V64H240ZM242 63H243V62H242ZM259 63H260L262 66L260 65V66L258 67ZM16 64H17V62H16ZM20 64H21V66H20ZM22 64H23V65H22ZM25 64H26V68H25V67L23 68V66H24ZM39 64H40V65H39ZM88 64H89V63H88ZM183 64H185V63H183ZM243 64H245V63H243ZM246 64H245V65H246ZM249 64H250V63L247 64V67H246L247 69H248V66L250 67ZM11 65H12V64H11ZM47 65H48V64H47ZM68 65H72V63H70V64L68 63ZM68 65H67V66H68ZM80 65H81V64H80ZM94 65H95V63H94ZM105 65H106V64H105ZM105 65H104V66H105ZM131 65H132L131 68L129 67L130 64L124 66V67H125V70H126L127 73L130 72V71L128 72V70H132V67H134V66H133L134 64L131 63ZM135 65H136V64H135ZM149 65H150V64H149ZM167 65H168V64H166V67H167ZM176 65H177V64H176ZM234 65H235V64H234ZM9 66H10V65L8 64V66H7L6 69H8ZM14 66H13L12 68H14ZM53 66L56 67V63H55ZM64 66H65V65H64ZM75 66H76V65H75ZM136 66H137V65H136ZM154 66H155V65H154ZM170 66H171V65H170ZM170 66H169V67H170ZM177 66H178V65H177ZM197 66H198V65H197ZM211 66H212V65H211ZM242 66H243V65H241V67H242ZM256 66H257L258 68H257ZM42 67H44V66H42ZM42 67H41V69H42ZM78 67H79V66H78ZM82 67H84L83 64H82ZM89 67H90V66H89ZM89 67H87V68L89 69V71H88V69H84V71L86 70L85 72H87V71L90 72V68H91V67H90V68H89ZM105 67H106V66H105ZM124 67H123V68H124ZM144 67H145V66H144ZM163 67H164V66H163ZM183 67H184V65H183ZM203 67H204V66H203ZM217 67H216V68H217ZM237 67H238V66H237ZM237 67H234V68H236V69H232V71H233V70H234V71H235V70L237 71V69H238ZM20 68H22V69H20ZM58 68H59V69H58ZM63 68L65 69V72H64ZM68 68H69V67H67V69H68ZM72 68H73V67H72ZM92 68H93V67H92ZM92 68H91V69H92ZM94 68H95V67H94ZM102 68H103V67H102ZM136 68H138V67H135V69H133V70L136 71ZM181 68H182V67H181ZM212 68L214 69V67H212ZM216 68H215V69H216ZM224 68H225V66H224ZM243 68H245V66H244ZM243 68H242V69H243ZM246 68H245V69H246ZM252 68L254 69V67L251 66V69H252ZM263 68H262L263 71L261 70L262 72H264V69H263ZM19 69H20V71L22 70V71H21L22 74H21V72L19 71ZM23 69H24V70L27 69V70H26V71H23ZM57 69H58V70H57ZM76 69H77V68H76ZM80 69H81V66H80ZM98 69H99V68H98ZM98 69H97V70H98ZM127 69H128V70H127ZM139 69H140V68H139ZM155 69H156V68H155ZM157 69H158V68H157ZM193 69H194V68H193ZM226 69H227V68H226ZM239 69H240V68H239ZM245 69H244L243 71L240 70V71H242V72H240V73H238V72L235 71L236 74H235V72L233 71V72H234V73H233L234 75L231 73V77H232V78L229 77L230 75H228L227 72H226V74L228 75V77H229L230 79H229L227 76H226L227 78L224 77V79L226 78V79H227L226 81H228V79H229L230 82H228V83H231V82L234 80V78L239 79V78L242 76V73H245L246 71L249 70V69H248V70H245ZM55 70H57V71H55ZM93 70H94V69H93ZM100 70H101V69H100ZM102 70H103V69H102ZM106 70H109V69H106ZM106 70H105V71H106ZM112 70H113V69H112ZM161 70H162V69H161ZM217 70H218V68L216 69V71H217ZM220 70H221V69H220ZM254 70H255V69H254ZM254 70H253V71H254ZM79 71H80V70H79ZM122 71H123V70H122ZM135 71H134V73H135ZM218 71H219V70H218ZM224 71H225V69H224ZM229 71H230V70H229ZM261 71H260V72L258 71V72H257V75H261V74H262ZM23 72H26V73L23 75ZM37 72H38V71H37ZM63 72H64L65 74H64ZM88 72H87L86 76L89 74ZM95 72H96V71H95ZM103 72H104V71H103ZM106 72H107V71H106ZM111 72H112V71H110V73H111ZM145 72H146V71H145ZM167 72H168V71H167ZM174 72H175V71H174ZM190 72H191V71H190ZM249 72H250V70H249ZM8 73H9V72H8ZM19 73H20V74H19ZM72 73H73V72H72ZM75 73H77V72H75ZM78 73H79V72H78ZM90 73H91V72H90ZM93 73H94V72H93ZM93 73H92V74H93ZM96 73H97V72H96ZM96 73H95V74H96ZM100 73H101V72H100ZM100 73H99V74H100ZM110 73H109V74H110ZM112 73H113V72H112ZM115 73H116V72H115ZM115 73L110 74V76L114 75ZM132 73H133V72H132ZM132 73H131V74L129 73V74L131 75V78H132V75H134V74H132ZM205 73H206V72H205ZM208 73H211V72L208 71ZM216 73H217V72H216ZM224 73H225V72H224ZM237 73H238V74H237ZM259 73H260V74H259ZM2 74H3V73H2ZM84 74H85V73L82 72V75H83V76L81 75V73H80V76H82V78H83V77H84ZM95 74H94V75H95ZM109 74H108V75H109ZM124 74H125V73H124ZM135 74H136V73H135ZM187 74H188V73H187ZM198 74H199V73H198ZM222 74H223V73H222ZM19 75H21V76L23 75L22 78H21V76H19ZM66 75H67V74H66ZM69 75H70V74H69ZM102 75H103V74H102ZM116 75H117V74H116ZM120 75H121V74H120ZM149 75H150V74H149ZM214 75H215V73H214ZM220 75H221V74H220ZM220 75H219V76H220ZM243 75H244V74H243ZM245 75H246V74H245ZM253 75H254V76H253ZM255 75H256V72H255V74H252V76H251V74L247 75L248 77H246L245 79H248L249 76H250V77H252L251 80H252V79H255V80H256V78H258V77H256L257 75H256V76H255ZM7 76H8V75H7ZM91 76H92V75H91ZM97 76H99V75H97ZM97 76H96V77H97ZM114 76H115V75H114ZM128 76H129V75H128ZM222 76H223V75H222ZM11 77H12V76H11ZM67 77H68V76H67ZM67 77H66V78H67ZM96 77H94V80L96 79V81H99L100 78H98V77L96 78ZM100 77L103 78L102 76H100ZM107 77H108V76H107ZM133 77H134V76H133ZM135 77H136V76H135ZM142 77H143V76H142ZM142 77H141V79H142ZM260 77H261V76H260ZM1 78H2V77H1ZM19 78H20V79H19ZM69 78H70V77H69ZM74 78H75V77H74ZM77 78H80L79 75H78ZM92 78H93V77H92ZM128 78H130V77H128ZM131 78H130V79H131ZM206 78H207V77H206ZM32 79L34 80V77H33ZM37 79H38V78H37ZM41 79H42V80H41ZM113 79H114V77H113ZM113 79H112V80H113ZM135 79H136V78H135ZM138 79H139V78H138ZM141 79H140L139 81H141ZM177 79H178V78H177ZM188 79H189V78H188ZM198 79H199V78H198ZM219 79H220V78H219ZM231 79H232V81H231ZM263 79H264V78H263ZM13 80H14V78H13ZM19 80H20V81H19ZM80 80H81V82H82L83 79L80 78ZM85 80H86V79H85ZM85 80H84V81H85ZM115 80H116V79H115ZM144 80H145V79H144ZM213 80H214V79H212V81H213ZM248 80L251 81L250 78H249ZM248 80H246L247 83H246V84L244 83V85H243V83H241L242 80L240 81V83H241V87L239 86L240 83H239L238 87L241 88V90H240L239 88H237V89L240 90L241 93H243V91L246 92V91L250 88V87H249L250 85H248V84H251L252 82L254 83V80L251 81V82H249ZM2 81H3V80H2ZM8 81H9V80H8ZM89 81H90V80H89ZM96 81H95L94 84H96ZM100 81H102V79H100ZM100 81H99V82H100ZM118 81H119V80H118ZM118 81H117V82H118ZM128 81H129V80H128ZM176 81H177V80H176ZM226 81H225V82H226ZM246 81H245V82H246ZM259 81H260V79H259ZM10 82H11V81H10ZM28 82H29V81H28ZM28 82H27V84H28ZM72 82H73V81H72ZM74 82H75V81H74ZM79 82H80V81H79ZM79 82H77V80H76L75 83L77 84V83H79ZM90 82H91V81H90ZM92 82H93V81H92ZM106 82H107V81H106ZM106 82H105V84H106L105 86H102V85L100 86V85L98 84V85L96 86L97 88H96V87H94V88H96V90H98V89L103 90V88L105 89L107 86L110 85V84H109L110 81H109V83H108L109 85H108ZM124 82H125V81H124ZM134 82H135V81H134ZM192 82H193V81H192ZM208 82H209V81H208ZM233 82H234V86H235V85H236V84H235L236 79H235V81H233ZM233 82H232V84H233ZM255 82H256V81H255ZM260 82H261V81H260ZM61 83H60V84H61ZM64 83H66V82H64ZM69 83H70V82H69ZM87 83H88V82H87ZM111 83H112V82H111ZM113 83H114V82H113ZM130 83H132V82H130ZM136 83H137V82H136ZM175 83H176V82H175ZM182 83H183V82H182ZM184 83H185V82H184ZM253 83H252V85H253ZM10 84H11V83H10ZM62 84H63V83H62ZM62 84H61V85H62ZM72 84H74V83H72ZM89 84H90V83H89ZM101 84H104V83H101ZM114 84H116V83H114ZM114 84H113V85H114ZM117 84H118V83H117ZM119 84H120V81H119ZM119 84H118V85H119ZM193 84H194V83H193ZM207 84H209V83H207ZM210 84H211V81H210ZM224 84H225V86H227L226 83H224ZM15 85H16V84H15ZM17 85H18V84H17ZM17 85H16V86H17ZM33 85H34V84H33ZM74 85H75V84H74ZM84 85H85V84H84ZM84 85H83V86H84ZM111 85H112V84H111ZM118 85H117V86L115 85L116 87L111 88V90L109 89L110 91H108V90H105L104 92L102 91L103 93H101V91H100V93L97 94L98 91H99V90H98L97 93H96L97 96L101 94L98 102H100V101L102 102V100H100V99H102V98H103V100H104L105 102H108L109 100H111L112 97L117 96V94H118V92H119V89H120V87H121V85H119L120 87L118 88ZM123 85H124V84H123ZM123 85H122V86H123ZM126 85H128V84H126ZM126 85H125V86H126ZM167 85H168V84H167ZM169 85H170V84H169ZM171 85H172V84H171ZM171 85H170V86H171ZM196 85H197V84H196ZM230 85H231V84H230ZM6 86H7V85H6ZM16 86H15V87H16ZM25 86H26V85H25ZM50 86H51L52 88H49ZM69 86H70V84H69ZM71 86H72V85H71ZM75 86H77V85H75ZM83 86L81 85V87H83ZM86 86H88V85H86ZM86 86H85V87H86ZM136 86H137V85H136ZM180 86H182V85H180ZM185 86H186V85H185ZM207 86H208V85H207ZM209 86H211V85H209ZM228 86H229V85H228ZM228 86L226 87V89L228 88ZM29 87H30V86H29ZM81 87H80V88H81ZM98 87H100V88H98ZM102 87H103V88H102ZM109 87H110V86H109ZM134 87H135V86H134ZM156 87H157V86H156ZM166 87H167V86H166ZM178 87H179V86H178ZM198 87H199V86H198ZM223 87H224V86H223ZM230 87H232V86H230ZM252 87H253V86H252ZM26 88H27V86H26ZM26 88H25V89H26ZM75 88H78V87H75ZM87 88H88V87H87ZM90 88H91V86H90ZM143 88H144V87H143ZM199 88H200V87H199ZM219 88H220V87H219ZM224 88H225V87H224ZM224 88H223V91H224ZM15 89H18V88H15ZM20 89H21V88H20ZM140 89H141V88H140ZM207 89H208V87H207ZM209 89H210V88H209ZM237 89H235V90H233V91L230 89V91L233 92V93H235ZM254 89H255V87H254ZM30 90H31V89H30ZM54 90H55V91H54ZM59 90H60V91H59ZM63 90H64V88H63ZM68 90H69V89H68ZM76 90H77V89H76ZM80 90H81V93H83V92H82L83 89H80ZM86 90H87V89H86ZM86 90H85V91H86ZM88 90H89V89H88ZM88 90H87V92H88ZM96 90H95V91H96ZM132 90H133V89H132ZM160 90H161V89H160ZM238 90H237V92H238ZM22 91H24V90H22ZM25 91H26V90H25ZM25 91H24V92H25ZM28 91H29V90H28ZM47 91H48V90H47ZM47 91H46V93L43 92L42 95H43V96H44V95L47 96V99H48L49 96H50L51 94L49 93V91H48V93H47ZM57 91H58V92H57ZM65 91H66V90H65ZM204 91L206 92V90H204ZM214 91H215V90H214ZM216 91L218 92V90H216ZM221 91H222V90H221ZM223 91H222V92H223ZM225 91L227 92V90H225ZM16 92H17V91L15 90V93H16ZM33 92H34L33 95H37V97H38V94H35V91H33ZM87 92H84V94L87 93ZM158 92H159V90H158ZM177 92H178V91H177ZM202 92H203V90H202ZM202 92H201V98L199 97L200 100H201L202 97H203V96H202ZM205 92H204V93H205ZM207 92H208V90H207ZM209 92H211V91H209ZM219 92H220V91H219ZM231 92H230V93H231ZM245 92H244V93H245ZM261 92H262V91H261ZM263 92H264V91H263ZM40 93H41V92H40ZM44 93H45V94H44ZM55 93H56V94H55ZM160 93H161V92H160ZM174 93H175V92H174ZM189 93H190V92H189ZM215 93H216V92H215ZM224 93H225V92H224ZM224 93H222L223 96H224ZM238 93H239V92H238ZM244 93H243V94H244ZM249 93H250V92H249ZM20 94H22V93H21V90L18 89L17 97H19ZM47 94H48L49 96H48ZM88 94H89V93H88ZM148 94H149V93H148ZM178 94H179V92H178ZM205 94H206V93H205ZM205 94H204V95H205ZM213 94H214V93H213ZM222 94H220L219 96L221 97ZM227 94H228V93H227ZM236 94H237V93H236ZM169 95H171V94H169ZM208 95H210V94L208 93ZM231 95H232V96H235L234 94H231ZM239 95H240V94H239ZM262 95H264V93H262L261 95H258V96L256 97V99H255V102H254V104H257V107H258L259 104H262V105L259 106V107H261V108H259V107L257 108L256 106L253 105V107H254L253 110H251V111H250L249 113H247V114H246V113H243V114H246L245 117H244V120H243V121H251V120H253V119L255 118V116H256V113H258V112H261V114H262V113L264 114V105H263L264 102H263V96H262ZM21 96H22V95H21ZM45 96H44V97H45ZM51 96H52V95H51ZM70 96H71V95H70ZM70 96H69V97H70ZM74 96H75V94L71 96L72 100H74V102L78 103L77 101H75V98H76V100H78L77 98H78V97L80 98V95L77 94V97H76V96L74 97ZM84 96H85V95H84ZM174 96H177V93H176V95H174ZM199 96H200V94H199ZM212 96H213V95H212ZM214 96H215V94H214ZM216 96H217V95H216ZM242 96H243V95H242ZM244 96H245V95H244ZM25 97H26V96H25ZM27 97H28V96H27ZM63 97H64V99H63ZM205 97H206V96H205ZM230 97H231V96H230ZM238 97H239V96H238ZM238 97H237V99H238ZM13 98H14V97H13ZM41 98H42V96H41ZM41 98H40V99H41ZM82 98H83V96H82ZM144 98H145V97H144ZM171 98H173V97H171ZM179 98H180V97H179ZM189 98H190V96H189ZM206 98H208V96H207ZM225 98H226V96H225ZM227 98H229V97H227ZM227 98H226V99H227ZM240 98H241V97H240ZM240 98H239V99H240ZM19 99H20V97L18 98V100H19ZM26 99H27V98H26ZM54 99H52L51 102H52V103H57ZM69 99H70V98H69ZM69 99L67 98L66 103L69 101ZM137 99H138V98H137ZM165 99H166V98H165ZM173 99H174V98H173ZM175 99H177V97H176ZM175 99H174V100H175ZM186 99H187V98H186ZM229 99H230V98H229ZM229 99H228V100H229ZM235 99H236V98H235ZM235 99H234V100H235ZM242 99H243V98H242ZM18 100H17V101H18ZM38 100H39V99H38ZM41 100H42V99H41ZM41 100H40V102H42ZM43 100H44V99H43ZM45 100H46V99H45ZM45 100H44V101H45ZM53 100H54L55 102H54ZM72 100H71V101H72ZM97 100H98V99H97ZM200 100H199V102H197L198 105L196 104V106H198V108H199V104H200V103H202V105L204 104V103H203L204 98H203L202 102H201ZM206 100H207V99H206ZM209 100H210V97H209ZM216 100H218V99L216 98L215 101H216ZM220 100H222V97H221V99H219V102L222 103L223 101H220ZM223 100H224V99H223ZM230 100H232V97H231ZM234 100H233V102H234ZM11 101H12V100H11ZM20 101H21V100H20ZM20 101H18V102H20ZM22 101H24V100H22ZM47 101H48V100H47ZM170 101H171V100H170ZM184 101H185V100H184ZM186 101H188V100H186ZM193 101H194V100H193ZM193 101H192V102H193ZM207 101H208V100H207ZM225 101H226V100H224V102H225ZM240 101H241V100H240ZM15 102H16V101H15ZM18 102H17V103H18ZM29 102H30V101H29ZM40 102L38 101V103H37L38 106H39V109H37V110L32 109V110H34V111H32L34 114L36 113V111H38V112H39V111H40V112L42 111V110H41V109H43V106H42V105H45V104H42V103H40ZM64 102H65V101H64ZM69 102H70V101H69ZM105 102H104V105L106 104ZM189 102H190V100H189ZM189 102H187V103H189ZM204 102H205V101H204ZM226 102H227V101H226ZM231 102H232V101H231ZM261 102H263V103H261ZM10 103H11V102H10ZM13 103H14V102H13ZM20 103H21V102H20ZM20 103H19V104H20ZM24 103H25V102H24ZM39 103H40V104H39ZM44 103L48 104V105H49V106H48L49 108H50V105H52V103L49 104V103H50V99H49V102H44ZM66 103H65V105H67ZM76 103H75V104H76ZM171 103H172V101H171ZM173 103H174V101H173ZM185 103H186V102H185ZM185 103L183 104V106L185 105ZM195 103H196V102H194V104H195ZM206 103H207V102H206ZM217 103H218V102H216V104H217ZM229 103H230V102H229ZM234 103H236V100H235ZM21 104H23V103H21ZM21 104H20V106H21ZM37 104H36V105H37ZM60 104H59V106L61 107ZM101 104H102V103H101ZM110 104H111V103H110ZM147 104H148V103H146V106H147ZM181 104H182V103H181ZM190 104H192V103H189V106H190ZM218 104H219V103H218ZM218 104H217V105H218ZM231 104H232V103H231ZM34 105H35V104H34ZM34 105H33V106H34ZM56 105H57V104H56ZM91 105H92V104H91ZM149 105H150V104H149ZM149 105H148V106H149ZM187 105H188V104H187ZM187 105H186V106H187ZM209 105H210V102H209ZM209 105H208V106H209ZM217 105H215L217 108L214 106V107H215V110H213L214 107L212 108L211 106H209V107L212 109L213 112L216 111V114H218L217 112H219V111H217V109H220L222 106H224V105H222L221 107H218ZM228 105H229V106H232V105H230V104H227V105H225V106H226V109H227V106H228ZM246 105H248V104H246ZM17 106H18V105H17ZM40 106H42V108H41ZM96 106H97V105H96ZM100 106H101V105H100ZM100 106H99V107H100ZM102 106H103V105H102ZM106 106H107V104L105 105V107H106ZM139 106H140V105H139ZM183 106H182V107H183ZM189 106H188V107H189ZM192 106H193V107H196V106H194V105H191V107H192ZM212 106H213V105H212ZM229 106H228V107H229ZM36 107H37V106H36ZM36 107H35V108H36ZM51 107H52V106H51ZM65 107H66V106H64V107H62V108H65ZM97 107H98V106H97ZM116 107H117V106H116ZM144 107H145V106H144ZM144 107H142V108H144ZM149 107H150V106H149ZM182 107H181V108L179 107V110L182 109ZM188 107H187V108H188ZM24 108H25V107H24ZM33 108H34V107H33ZM45 108H46V107H45ZM49 108H48V109L46 108L45 111H46V110H49ZM57 108H58V107H57ZM62 108H61V109H62ZM103 108H104V107H103ZM103 108H101V109L103 110ZM106 108H107V107H106ZM106 108H105V109H106ZM108 108H109V106H108ZM117 108H118V107H117ZM129 108H130V107H129ZM142 108H141V110H142ZM145 108H146V107H145ZM147 108H148V107H147ZM164 108H165V106H164ZM184 108H186V107H184ZM184 108H183V109H184ZM187 108H186V109H187ZM189 108H190V107H189ZM189 108H188L187 110H185V111H189ZM198 108H196V109H198ZM207 108H208V107H207ZM207 108H205V109H207ZM223 108H224V107H222L221 109L223 110ZM21 109H22V111H23V108H21ZM21 109H20V111H21ZM26 109H27V108L24 109V112H26V111H25ZM55 109H56V108H54L53 110H55ZM92 109H93V108H92ZM95 109H96V108H95ZM193 109H195V108H193ZM203 109H204V108H203ZM221 109H220V110H221ZM241 109H242V108H241ZM241 109H240V110H241ZM249 109H250V108H249ZM251 109H252V108H251ZM18 110H19V108H18ZM86 110H87V109H86ZM90 110H91V109H90ZM90 110H89V112L92 111V110H91V111H90ZM128 110H129V109H128ZM143 110H145V109H143ZM147 110H148V109H147ZM179 110H178V113H179ZM199 110H200V109H199ZM22 111H21V112H22ZM27 111H28V110H27ZM43 111H44V109H43ZM49 111H50V110H49ZM56 111H57V113L59 112L58 110H55V112H56ZM60 111H61V110H60ZM65 111H67V110L65 109ZM93 111H94V110H93ZM163 111H164V110H162L161 112L164 113ZM165 111H166V110H165ZM180 111L182 112V110H180ZM191 111H193V110H191ZM205 111H206V110H205ZM205 111H204V112H205ZM38 112H37V114L39 115L40 112H39V113H38ZM46 112H48V111H46ZM46 112H45V113H46ZM62 112H63V111H62ZM87 112H88V111H87ZM138 112H139V111H138ZM141 112H142V111H141ZM181 112H180V113H181ZM193 112H194V111H193ZM207 112H208V111H207ZM210 112H211V111H210ZM245 112H246V111H245ZM247 112H248V110H247ZM22 113H23V112H22ZM42 113H43V112H41V114H42ZM49 113H50V114H51V113L54 114V111H53V112L50 111ZM64 113H65V112H64ZM92 113H93V112H92ZM98 113H99V112H98ZM136 113H137V112H136ZM178 113H177V114H178ZM180 113H179V114H180ZM191 113H192V112H190V114H191ZM195 113H197V114H195V115H198V112H197L196 110H195ZM237 113L239 114V112H237ZM15 114H16V113H15ZM23 114H24V113H23ZM27 114H28V113H27ZM27 114H26V115H27ZM52 114H51V115H52ZM84 114H85V113H84ZM86 114L90 115L89 113H86ZM93 114H94V113H93ZM93 114H92V115H93ZM99 114H100V113H99ZM139 114H140V113H139ZM184 114H185V113H184ZM186 114H187V112H186ZM216 114H215V116H216ZM241 114H242V113H241ZM31 115H32V113H31ZM51 115H47V116L50 117L49 119H53V118H51V117H52V116L55 117V115H57V114H54V115H52V116H51ZM92 115H90V116H88V117H91ZM147 115H148V114H147ZM159 115H160V114H159ZM161 115H162V114H161ZM180 115H181V114H180ZM213 115H214V114H213ZM234 115H235L234 117H236V114H234ZM21 116H22V115H21ZM43 116H44V115H43ZM43 116H41L40 120H41V121H47V120H46V119H48L47 116H46V119H45V116H44V117H43ZM93 116H94V115H93ZM97 116H98V115H97ZM135 116H136V115H135ZM215 116H214V117H215ZM240 116H241V115H240ZM242 116H244V115H242ZM30 117H31V116H30ZM82 117H83V116H82ZM88 117H87V118H88ZM119 117H121V116H119ZM165 117H166V116H165ZM165 117H164V118H165ZM182 117H183V116H182ZM198 117H199V116H198ZM201 117H202V116H201ZM234 117H233V119H234ZM26 118H27V117H26ZM28 118H29V117H28ZM91 118H94V117H91ZM221 118H222V117H221ZM223 118H224V117H223ZM237 118H238V117H237ZM239 118H240V117H239ZM241 118L243 119V117H241ZM263 118H264V117H263ZM85 119H86V118H85ZM201 119H202V118H201ZM233 119H232V120H233ZM235 119H236V118H235ZM242 119H241V122H242ZM258 119H259V118H258ZM88 120H89V119H88ZM120 120H121V118H120ZM125 120H126V118H125ZM197 120H198V119H197ZM232 120H231V122H229L230 124H231L232 122H234V121H232ZM237 120H238V119H237ZM237 120H235V121H237ZM255 120H256V119H255ZM5 121L7 122V120H5ZM5 121H4V122H5ZM38 121H39V119H38ZM48 121H49V120H48ZM90 121H91V120H90ZM224 121H225V120H224ZM224 121L222 120V122H224ZM229 121H230V120H229ZM238 121H239V120H238ZM261 121H262V119H261ZM263 121H264V120H263ZM6 122H5V123H6ZM201 122H202V120H201ZM226 122H227V121H226ZM226 122H225V124H227ZM16 123H17V122H16ZM40 123H41V122H40ZM203 123H204V121H203ZM220 123H221V122H220ZM256 123H257V120L255 121L254 125H255ZM1 124H2V122H1ZM6 124H7V123H6ZM195 124H196V123H195ZM199 124H200V125H203L202 123H199ZM225 124H224V125H225ZM230 124H228V125H230ZM239 124H240V123H239ZM246 124H247V123H246ZM263 124H264V123H263ZM39 125H40V124H39ZM241 125H242V124H241ZM1 126H2V125H1ZM6 126H7V125H6ZM194 126H195V125H194ZM220 126H221V125H220ZM232 126H233V125H232ZM245 126H246V125H244V128H245ZM260 126H261V125H260ZM2 127H3V126H2ZM13 127H14V126H13ZM72 127H73V126H72ZM192 127H193V126H192ZM222 127H223V126H222ZM222 127L219 128L220 130H218V131H221ZM240 127H241V126H240ZM248 127H249V126H248ZM262 127H264V126L262 125ZM197 128H198V127H197ZM244 128L242 129V131L244 130ZM249 128H250V127H249ZM254 128H255V126H254ZM1 129H2V128H1ZM1 129H0V130H1ZM46 129H49V128L47 127ZM53 129H54V128H53ZM80 129H81V128H80ZM195 129H196V128H195ZM257 129H259V128H257ZM257 129H256V130H257ZM262 129H264V128H262ZM6 130H7V129H6ZM35 130H36V129H34L33 132H35ZM37 130H38V128H37ZM39 130H42V129L40 128ZM39 130H38V133L40 134L41 131H39ZM67 130H68V129H67ZM204 130H205V129H204ZM251 130H252V126H251ZM46 131H47V130H46ZM46 131H45V132H46ZM71 131H72V130H71ZM199 131H200V130H199ZM199 131H198V133H199ZM201 131H203V129H202ZM216 131H217V130H216ZM216 131H215V132H216ZM218 131H217V133H218ZM242 131H240V132H242ZM247 131H248V129H247ZM247 131H246L245 133H247ZM263 131H264V130H263ZM51 132H52V131H51ZM53 132H54V131H53ZM61 132H62V131H61ZM68 132H70V130L67 131V132H66V131H63L62 134H61V137L63 138V135H64V139H65L66 136H67V134H69ZM74 132H75V131H74ZM240 132H239V133H240ZM42 133H44V131H42ZM42 133H41V134H42ZM49 133H50V132H49ZM209 133L211 134V133H214V132H213V131H212V132L209 131ZM217 133H215V134H217ZM245 133H244V135H245L244 138H243L241 141L237 142V143H238L237 145H238V147H239V149L237 148L238 151L244 147V141L247 139V136H246ZM248 133H250V132H248ZM248 133H247V135H249ZM257 133H259L258 130H257ZM46 134H47V132H46ZM51 134H52V133H51ZM77 134H78V133H77ZM255 134H256V133H255ZM255 134H254V135H255ZM261 134H262V132H261ZM1 135H2V134H1ZM44 135H45V133H44ZM44 135L42 134L41 137H40V135H37V136L34 135V136H35L34 138L37 139L36 141L40 142V140H41L42 138L45 137ZM230 135H231V134H230ZM240 135H241V134H240ZM38 136L40 137V138H39L40 140L37 138ZM42 136H43V137H42ZM46 136H47V135H46ZM75 136H76V135H75ZM210 136H211V135H210ZM210 136H209V137H210ZM227 136H228V135H227ZM261 136H263V135H261ZM67 137H68V136H67ZM229 137H230V136H229ZM257 137H258V134H257ZM257 137H256V138H257ZM4 138H5V137H4ZM62 138H61V140H63ZM74 138H75V137H74ZM76 138H77V137H76ZM185 138H186V137H185ZM197 138H198V137H197ZM221 138H222V136H221ZM226 138H227V137H226ZM254 138H255V137H254ZM5 139H9V138L6 137ZM13 139H14V138H13ZM35 139H34V140H35ZM48 139H49V138H48ZM183 139H184V138H183ZM190 139H191V138H190ZM215 139H216V137H215ZM215 139H213V140H215ZM227 139H228V138H227ZM252 139H253V138H252ZM257 139H258V138H257ZM257 139H256V140H257ZM11 140H12V139H11ZM65 140H66V139H65ZM181 140H182V138H181ZM185 140H187V139H184V140H182V141L184 142ZM207 140H208V138H207ZM207 140H206V142H207ZM216 140H217V139H216ZM239 140H240V136H239ZM261 140H263L262 143H261V144H263V142H264V138L262 137ZM13 141H14V140H13ZM13 141L10 142V143L8 144V146H6L5 148H3L4 145L0 144V148H1V146H2V148L0 149V152H1L2 150H4V149H7V148H10V147H13V145L15 144V143H13ZM41 141H42V140H41ZM46 141H47V140H45L44 142L46 143ZM58 141H59V140H58ZM178 141H179V140H178ZM251 141H253V140H251ZM251 141H250V142H251ZM254 141H255V140H254ZM257 141H258V140H257ZM15 142H16V141H15ZM67 142H68V141H67ZM179 142H180V141H179ZM210 142L212 143V141H210ZM218 142H221V141L219 140ZM231 142H232V141H231ZM231 142H230V143H231ZM2 143L4 144V142H2ZM6 143H7V142H6ZM6 143H5V144H6ZM33 143H34V142H33ZM41 143H42V142H41ZM41 143H40V147L42 146ZM53 143H54V142H53ZM57 143H58V142H57ZM62 143H63V141H62L60 144H62ZM184 143H185V142H184ZM226 143H227V142H226ZM226 143H224V144H226ZM35 144H37V142H36ZM119 144H120V143H119ZM176 144H177V143H176ZM212 144H213V143H212ZM215 144H217V142H216ZM218 144H219V143H218ZM218 144H217V145H218ZM250 144H251V143H250ZM252 144H253V142H252ZM252 144H251V147H252ZM17 145H18V144H17ZM38 145H39V144H38ZM174 145H175V144H174ZM174 145H173V146H174ZM177 145H178V144H177ZM179 145H180V144H179ZM181 145H182V143H181ZM217 145H216V146H217ZM221 145H222V144H221ZM229 145H230V144H229ZM231 145H232V143H231ZM246 145H247V144H246ZM36 146H37V145H36ZM55 146H56V145H55ZM59 146H60V145H59ZM205 146H206V145H205ZM205 146H204V147H205ZM223 146L226 147V145H223ZM223 146H222V147H223ZM234 146H235V145H234ZM248 146H249V145H248ZM254 146H255V145H254ZM258 146H259V145H258ZM14 147H15V146H14ZM14 147L11 148V149L13 150ZM101 147H102V146H101ZM222 147H221L220 149H222ZM15 148H16V147H15ZM32 148H33V147H32ZM32 148H31V149H32ZM54 148H55V147H54ZM60 148H61V147H60ZM182 148H183V147H182ZM182 148H181V149H182ZM209 148H210V147H209ZM209 148H208V149H209ZM211 148H212V147H211ZM218 148H219V147H218ZM230 148H232V147L230 146ZM254 148H255V147H254ZM258 148H259V147H258ZM258 148H257V149H258ZM34 149H35V148H34ZM34 149H32V150H34ZM38 149H39V147H36V150H38ZM115 149H120V148H115ZM164 149H165V147H164ZM257 149H256V151H255V150L253 151L255 154L258 152ZM48 150H49V149H48ZM48 150H47V151H48ZM223 150H224V149H223ZM223 150H222V151H223ZM228 150H229V149H228ZM228 150H227V151H228ZM231 150H232V149H231ZM258 150H259V149H258ZM7 151H8V150H7ZM39 151H40V149H39ZM45 151H46V150H45ZM50 151H51V148H50ZM202 151H203V150H202ZM204 151H205V148H204ZM207 151H208V150H207ZM209 151H210V150H209ZM212 151H215V150H212ZM218 151H219V150H218ZM222 151L220 150V152H222ZM227 151H226V152H227ZM236 151H237V150H236ZM4 152H5V151H3L2 154H3ZM31 152H32V151H31ZM40 152L42 153V151H40ZM52 152H53V151H52ZM230 152H231V151H229V153H230ZM245 152H246V151H245ZM247 152H248V151H247ZM247 152H246V153H247ZM5 153H6V152H5ZM10 153H11V152H10ZM41 153H38V152L36 153V151H35L34 153L32 152V155H31V153H30L31 156L29 155L30 158H29L28 160H26V163L32 164L33 166H35V165L37 166V165L40 164V163H41L40 165H42V163H44V162L47 163L48 158H46V157H49L50 154H49V156H47L48 154H46V152H45V153L43 152L44 154H46V156H44V155L41 154ZM49 153H50V152H49ZM213 153H214V152H213ZM242 153H243V150H242ZM246 153H245V154H246ZM249 153H250V152H249ZM249 153H248V154H249ZM12 154H13V155H11V156H13L14 158H16L14 155H16L17 157L20 155L19 152H18V150H17V153H16V151H14V153H13V151H12ZM17 154H18V155H17ZM203 154H204V153L202 152L201 155H203ZM223 154H224V152H223ZM232 154H235V153H232ZM8 155H9V154H8ZM8 155H7V156H8ZM212 155H213V154H212ZM214 155H215V154H214ZM228 155H229V154H228ZM20 156H21V155H20ZM217 156H219V154H218ZM224 156H225V155H224ZM240 156H241V155H240ZM13 157H12V159H13ZM200 157H201V156H200ZM202 157H203V156H202ZM221 157H222V156H221V154H220V158H221ZM227 157H229V156H227ZM227 157H226V158H227ZM244 157H245V155L243 156V159H244ZM8 158H9V156H8ZM205 158H207V155H205ZM233 158H235V157H233ZM233 158H232V159H233ZM241 158H242V157H240V160H241ZM12 159H11V160H12ZM232 159H231V160H232ZM243 159H242V160H243ZM1 160H2V159H1ZM11 160H10V161H11ZM24 160H25V159H24ZM198 160L200 161V159H198ZM236 160H237V159H236ZM236 160H235V162H236ZM240 160H239V162H240ZM248 160H249V159H248ZM27 161H28V162H27ZM51 161H52V159H51ZM206 161H207V160H206ZM252 161H253V160H252ZM252 161H251V163H252ZM235 162H234V163H235ZM237 162H238V160H237ZM237 162H236V165H235V167H234V170H235L234 172H236V170H238V169L240 168V166H238L239 163H238V165H237ZM242 162H244V160H243ZM11 163H12V162H11ZM22 163H23V162H22ZM124 163H125V162H124ZM24 164H25V162H24ZM48 164H49V163H48ZM200 164H202V163H200ZM200 164H198V165H200ZM232 164H233V163H232ZM232 164H231V165H232ZM26 165H27V164H26ZM26 165H24V166H26ZM241 165H243V164H241ZM246 165H247V164H245V167H246ZM5 166H6V165H5ZM10 166H11V165H10ZM232 166H233V165H232ZM249 166H250V165H249ZM13 167H14V166H13ZM41 167H42V166H41ZM197 167H198V166H197ZM247 167H248V166H247ZM247 167H246V168H247ZM11 168H12V167H11ZM43 168H44V167H43ZM85 168H86V167H85ZM133 168H134V167H133ZM228 168H229V167H228ZM241 168H242V167H241ZM128 169H129V168H128ZM196 169H197V168H196ZM198 169H199V168H198ZM231 169H232V168H230V170H231ZM133 170H135V169H133ZM136 170H137V169H136ZM239 170H240V169H239ZM37 171H38V170H37ZM123 171H124V170H123ZM125 171H126V169H125ZM125 171H124V172H125ZM131 171H132V170L130 169V172H131ZM231 171H232V170H231ZM38 172H39V171H38ZM124 172H123V175L125 174ZM127 172H128V171H126V173H127ZM132 172H133V171H132ZM132 172H131V173H132ZM245 172H246V170L244 169V171L240 172V174H239V173L237 174V172H236L235 174H237V176L234 175V174H232V175H234V176L231 175L233 178H232V177H229V178H231V180H232V184H231V185L229 184V186H228V182L231 181L230 179H229V181H228V178L226 179V181H228L227 184L224 182V184H226V185L229 187V189H230L231 186H232V187H233V186H236V185H238V186H242V187L244 188V190L242 191V193H244V194L246 195L247 190L250 188L249 183H250V185H251L252 179H253V180L255 179L254 181L257 180V182H258V178H261L260 175L263 177V178H261L262 181H261V184H260V185H259L260 182H259V183H256L257 190H258V188L260 187L257 193H256L257 190L254 189V190H255L254 195H253L252 192H251V195H253V196H250V194H249V196L245 197V195L243 194V196H244V198H245V201H246V206H245L243 209H241V210L239 209V210H237V211H234L236 207L233 209V208L231 207V204H232V203L229 204V203L232 201V200L230 199L231 197H230V198H229V196L227 197V198H229L230 201L225 197L226 195H230V194H228L229 192H227V194H226V192H225L226 195L222 194V195H224V196H221L220 194H217V192L215 191L216 194H217V195H216L217 198H219L218 195H220L221 197L226 198V200L224 199L225 202H226V201H229V202H227V203L230 205V206H228V207H229V210H230V207H231V208L233 209V212L230 211L231 213H228V215L225 214L226 216H220L222 213H221L220 211H218L219 216H218V215H217V216L215 215L216 217H215L212 221H207V220H206L207 223H206V222H204L203 224H202V223H198V224H200V225H198V226L194 225L195 228H194L190 233H186L187 230H185V234H182V233H180V232H182V231H181V230H182L181 227H180L181 230H178V228H177L176 230H178L179 233H180L181 235L179 234L180 236H177L176 238L173 237L174 239H171V238H170L171 240L168 241V242L166 241V242L161 243V244L159 243V245H160L159 247L153 248V250L151 249V253L154 254V256L152 257V259L150 258L151 260H150L149 262L147 261V262H145V263H146V264H187V263H190V262H193V261H195V262L199 261V262H200V260H201V262H203L202 259H203L206 263H208V261L213 260L215 256H217V255H222V253L224 254V251H225V250H230V251H228V252H227V251L225 252V254L228 253V254L226 255V256H227L226 259H228V258H235V257L239 258V257H241V256H245V255L248 256L247 254H245V255L243 254V252L245 251V249H244V251L242 250V245H243V248H244L245 245H246L247 248H248V244L250 243V241H253V238H251V236H252L251 233L258 231V230H256V228H257L256 223L259 222V226H260V225H261V224H260V221L263 222L261 219H263L264 212H263V215H262V213H260L261 211H258V209L261 207V203L264 201V188H263V186H264V146H263V147L261 146V150H260V152L258 153L257 157H255V160H254V162L252 163V167H250V168L248 169V174H249V175L251 174V178H252V179H251L250 177H248V178L251 179V181H250V179H249L248 181H250V182H246V184H245V178H247L248 174L245 173ZM84 173H85V172H84ZM106 173H107V172H106ZM121 173H122V172L120 171V174H121ZM134 173H136V172L134 171ZM197 173H198V172H197ZM225 173H226V172H225ZM227 173H228V172H227ZM229 173H230V172H229ZM257 173H259L258 178H257L256 175H254V176H256V178L252 177V176H253L252 174H257ZM108 174H109V176H110L111 173H108ZM108 174H107V176H108ZM113 174H114V173H113ZM118 174H119V172H118ZM120 174H119V176L121 177L122 174H121V175H120ZM136 174H137V173H136ZM244 174H247V175H244ZM100 175H101V174H100ZM137 175H138V174H137ZM137 175H136V176H137ZM227 175L229 176V174H227ZM132 176H134V178H136L135 175H132ZM84 177H85V176H84ZM87 177H88V176H87ZM99 177H100V176H99ZM110 177H111V176H110ZM116 177L119 178L118 176H116ZM128 177H129V180H130L131 177H130V176H127V178H128ZM225 177H226V176H225ZM244 177H245V178H244ZM104 178H105V177H104ZM117 178H116V179H117ZM124 178H125V177H124ZM124 178H123V180H126V179H127V178H125V179H124ZM132 178H133V177H132ZM107 179H108V178H107ZM109 179H111V178H109ZM113 179H114V178H113ZM113 179H111L112 181H111V180H110V181H108V180H104V181H103L104 183H103L102 181L98 183V184L102 183V184H100V187L103 186L102 191H104V190H103L104 187H106L108 184H110L109 182H115V180L113 181ZM102 180H103V179H102ZM120 180H121V179H119V181H120ZM127 180H128V179H127ZM106 181H108V182H107V185L105 184ZM119 181H118V182H119ZM136 182H137V181H136ZM125 183H126V182H125ZM98 184H96L97 187H96V185H95V188H96L97 190H100L101 188L99 189V185H98ZM132 184H133V183H131V185H132ZM167 184H168V183H167ZM167 184H165V185L167 186ZM217 184H218V183H217ZM219 184H220V183H219ZM112 185H113V184H110V187H111ZM170 185H171V183H170ZM212 185H213V184H212ZM212 185H211V186H212ZM215 185H216V183H215ZM222 185H223V184H222ZM226 185H225V186H226ZM257 185H259V187H258ZM90 186H91V185H90ZM108 186H109V185H108ZM108 186H107V187H108ZM113 186H114V185H113ZM169 187H170V186H169ZM220 187H223V186H220ZM232 187H231V188H232ZM256 187H255V188H256ZM92 188H93V187H92ZM188 188H189V187H188ZM206 188H207V187H206ZM216 188H217V187H216ZM106 189H107V188H106ZM124 189H125V188H124ZM124 189H122V191H123ZM131 189H132V188H131ZM208 189H209V188H208ZM220 189H221V188H220ZM239 189H240V188H239ZM49 190H50V189H49ZM49 190H48V191H49ZM88 190H89V189H88ZM93 190H95V189H93ZM114 190H116V188H115ZM118 190H119V188H118ZM118 190H117V191H118ZM167 190H168V189H167ZM186 190H187V189H186ZM194 190H195V189H194ZM194 190H192V191H194ZM213 190H215V189H213ZM213 190H211V191H213ZM222 190H224V189H222ZM222 190H221V191H222ZM227 190H228V189H227ZM230 190H231V189H230ZM254 190H251V191L254 192ZM65 191H66V190H65ZM102 191H101V192H102ZM105 191H106V190H105ZM120 191H121V189H120ZM122 191H121V192H122ZM125 191H126V189H125L123 192H125ZM169 191H171V190H169ZM192 191H187V192H185V199H184V197L182 196L183 199H184V201H183V199H182V201H181V200H180L179 202L177 201L178 203H176V200H177V199L173 201V202H175V203H173V204L168 208L167 213H165V214H167V217L170 218L172 215H175L176 213H179L180 216H181L182 218L185 217L186 220H188L189 218L187 219V216H189V215L186 216V214H188V212L191 211V210H192V207H193V206H192V205H193L192 202H191L192 204H189V205H188L189 201H190V200L192 201V198H193V202L196 201L195 204H197V203H198L197 201H199L201 205H202L204 202L207 201V200L205 201L206 198L203 199L202 197H199L198 195H196L197 193H196V194H192V193H191ZM224 191H225V190H224ZM89 192H91V193H90L91 196H92L93 194H95V193L97 194L96 190H95V193H92V192H93L92 189H91ZM101 192H100V193H101ZM118 192H119V191H118ZM118 192L115 191L114 193L117 194ZM121 192H119V194H120ZM126 192L128 193V190H127ZM167 192H168V191H167ZM194 192H196V191H194ZM237 192H238V191H237ZM98 193H99V192H98ZM109 193H110V192H109ZM114 193H113V194H114ZM169 193H171V192H169ZM212 193H213V192H212ZM218 193H219V192H218ZM221 193H224V192H221ZM248 193H249V192H248ZM46 194H47V193H46ZM116 194L111 195L112 198H114V200L112 199V201H110L111 199H110V196H109L108 199H110V200H108V201H110V202H116L117 199L119 200V196H118L119 194H118L117 196H115ZM121 194H122V193H121ZM123 194H124V193H123ZM165 194H166V192H165ZM167 194H168V193H167ZM167 194H166V196H167ZM172 194H173V192H172ZM179 194H181L180 191H179ZM231 194H232V193H231ZM52 195H53V194H52ZM90 195H89V197H87V198H88V201H89ZM124 195H126V194H124ZM174 195H175V194H174ZM209 195H210V194H209ZM209 195H208V197H209ZM234 195H235V194H234ZM240 195H241V193H240ZM47 196H48V195H47ZM49 196H50V195H49ZM79 196H81V195H79ZM84 196H85V195H84ZM93 196H95V195H93ZM98 196H99V194H98ZM114 196H115L116 198H115ZM121 196H122V195H120V198L124 197V196H122V197H121ZM166 196L162 195V197H166ZM180 196H181V195H180ZM200 196H201V195H200ZM231 196H232V195H231ZM54 197H57V196H54ZM117 197H118V198H117ZM151 197H152V196H151ZM151 197H150V198H151ZM156 197L158 198V195H157ZM159 197L162 199L161 196H159ZM176 197L178 198L177 195H176ZM213 197H215V193H214V196H213ZM213 197H211L212 200H211L210 198H208V199H209V202H210V200H211V201L217 200L216 198H213ZM221 197H220L219 199H221ZM44 198H46V200H48L49 197H48V198H47V197H44ZM50 198H51V197H50ZM50 198H49V201H51ZM150 198H149V199H150ZM157 198H156V199H157ZM160 198H158V199H160ZM198 198H201L202 201L204 200V202L200 201V199H198ZM241 198H242V197H241ZM52 199H53V198H52ZM55 199H56V198H54V200H55ZM92 199H93V198H92ZM152 199H154V198L152 197ZM174 199H175V198H174ZM178 199H179V198H178ZM196 199H197V200H196ZM232 199H233V198H232ZM83 200H84V198H83ZM118 200H117V201H118ZM122 200H123V199H122ZM147 200H148V199H147ZM168 200H169V199H168ZM222 200H223V199H222ZM222 200H221V201H222ZM42 201H43V200H42ZM49 201H48V203H47L46 206H45V204H44V207L41 205V207H43V208H40V204H42V202H40V203L38 202L36 205H37L39 208H36V206H35L36 209L32 208V209H33V211H32V212H33V213H32L33 215H30V216H31V219L34 218V217H32V216H35V217H37V218H42V217H44L47 213H49V211H51V206H50V204H51V202H53V200L50 202V204H49ZM55 201H56V200H55ZM55 201H54V203H56L55 206H57L58 204H57V202H55ZM88 201H87V202H88ZM91 201H92V200H91ZM143 201H146V200H143ZM143 201H142V202H143ZM169 201H170V200H169ZM169 201H167V202H169ZM218 201H220V200H218ZM221 201H220V202H221ZM245 201H244V202H245ZM45 202H46V201H45ZM45 202H43V203H45ZM66 202H68V201L66 200ZM85 202H86V200H85ZM110 202H109V203H110ZM120 202H121V201H120ZM140 202H141V201H140ZM162 202H163V201H162ZM171 202H172V201H171ZM209 202L207 201L206 205L203 204V206H201V211H202L204 214H206V213L209 211V209H210V208H208V205H207ZM214 202H215V201H214ZM214 202H212V203H214ZM216 202H217V201H216ZM244 202H243V203H244ZM61 203H63V202H61ZM68 203H69V202H68ZM96 203H97V202H96ZM98 203H99V202H98ZM138 203H139V202H138ZM154 203H155V202H154ZM164 203H165V202H164ZM263 203H264V202H263ZM263 203H262V204H263ZM38 204H39V205H38ZM83 204H84V203H83ZM110 204H111V203H110ZM140 204H141V203H140ZM140 204H139V205H140ZM158 204H159V203H158ZM158 204H156V205H158ZM167 204H168V203H167ZM200 204H199V205H200ZM210 204H211V202H210ZM217 204H219V202H218ZM52 205H53V204H52ZM65 205H66V203H65ZM146 205H148V204H146ZM160 205H164V204L160 203V204L158 205V209H159L158 214H160V212H161L160 210H161L163 207H166V206H167L166 204H165L166 206H163V207L160 206ZM211 205H212V204H211ZM211 205H210V206H211ZM221 205H224V204H221ZM263 205H264V204H263ZM66 206H67V205H66ZM154 206H155V205H154ZM159 206H160V207H159ZM212 206H218V205H215V204H214V205H212ZM212 206H211V207H212ZM258 206H259V208H258ZM52 207H54V205H53ZM58 207H59V209H63V206H61L60 203H59ZM144 207H145V205H144ZM147 207H148V206H147ZM161 207H162V208H161ZM223 207H224V206H223ZM262 207H263V206H262ZM68 208H69V207H68ZM92 208H93V207H91V209H92ZM155 208H157V207H155ZM193 208L195 209V206H194ZM212 208H213V207H212ZM197 209H198V208H197ZM232 209H231V210H232ZM236 209H237V208H236ZM260 209H261V208H260ZM29 210H30V209H29ZM29 210H28V211H29ZM68 210H69V209H68ZM70 210H71V209H70ZM213 210H214V209H213ZM220 210H221V209H220ZM222 210H223V208H222ZM225 210H226V208H225ZM227 210H228V209H227ZM229 210H228V212H229ZM261 210H263V209H261ZM63 211H64V210H60L59 212H63ZM193 211H194V210H193ZM211 211H212V210H211ZM215 211H216V209H215ZM30 212H31V210H30ZM30 212H29V213H30ZM56 212H57V211H56ZM56 212H55L54 214H57ZM151 212H152V211H151ZM165 212H166V210H165ZM191 212H192V211H191ZM17 213H18V212H17ZM25 213H26V212H25ZM148 213H149V211H148ZM208 213H209V212H208ZM220 213H221V214H220ZM26 214H27V213H26ZM30 214H31V213H30ZM64 214H65V213H64ZM146 214H147V213H146ZM154 214H155V213H154ZM193 214H194V212H193ZM19 215H20V213H19ZM24 215H25V214H24ZM27 215H28V214H27ZM152 215H153V214H152ZM190 215H192V213H191ZM197 215H198V212H197L196 216H197ZM222 215H223V214H222ZM14 216H15V214H14V215H10V216L7 215L6 218H8V217H10L11 219L14 218L13 220L16 221V220H17V219L15 220V217H16V216H15V217H14ZM30 216H29V217H30ZM52 216H53V215H52ZM113 216H114V215H113ZM147 216H148V215H147ZM150 216H151V215H150ZM158 216H159V215H158ZM200 216H202V215H200ZM200 216H199V217H200ZM204 216H205V215H204ZM206 216H207V215H206ZM206 216H205L204 219H207ZM208 216H209V214H208ZM208 216H207V217H208ZM210 216H211V215H210ZM210 216H209V217H210ZM18 217H19V216H18ZM29 217H28V219H30ZM165 217H166V216H165ZM165 217H164V221H165L166 218H167V217H166V218H165ZM172 217H173V216H172ZM172 217H171V218H172ZM181 217H180L181 221H184L185 218L182 220ZM190 217H191V216H190ZM197 217H198V216H197ZM199 217H198V218H199ZM209 217H208V220H209ZM10 218L7 219V221H8V220L11 221ZM52 218H53V217H52ZM118 218H119V217H118ZM155 218H156L157 220H159V218H161V217H155ZM155 218H154V219H155ZM171 218H170V220H171ZM193 218H194V217H193ZM211 218H212V217H211ZM119 219H121V218H119ZM151 219H152V220H150V221H152V223H153L154 220H153V218H151ZM161 219H163V217H162ZM202 219H203V217H202ZM204 219H203V220H204ZM25 220H26V217H25ZM49 220H50V219H49ZM125 220H126V219H125ZM125 220H124V221H125ZM157 220H156V221H157ZM168 220H169V219H168ZM168 220H167V221H168ZM170 220H169V221H170ZM177 220L179 221V219H177ZM177 220H176V221H177ZM186 220H185V221H186ZM189 220H191V219H189ZM189 220H188V221H189ZM199 220H200V219H199ZM7 221H5V222H7ZM19 221H20V223H22V221H23V223H24V219L22 220V219L20 218ZM43 221H45V220H43ZM50 221H51V220H50ZM146 221H147V220H145V222H146ZM156 221H155V223H156ZM164 221H163V222H164ZM181 221H180V222H181ZM188 221L186 222V225L183 224V226H184V227L186 226V228H187V223H188ZM191 221H192V220H191ZM196 221H198V220H195V222H196ZM12 222H13V221H12ZM16 222H17V221H16ZM16 222H14V223H16ZM28 222H29V221H28ZM47 222H48V221H47ZM142 222H144V220H143ZM142 222H141L139 225H140L141 227L144 228L143 225H146V224L144 223L143 225H141ZM165 222H166V221H165ZM10 223H11V222H10ZM10 223H9V225H10ZM147 223H148V222H147ZM149 223H150V222H149ZM149 223H148V225H149ZM157 223H158V222H157ZM157 223H156V224H157ZM160 223H161V222H160ZM160 223L158 224L157 227H159ZM176 223H177V222H176ZM182 223H184V222H181V224H182ZM189 223H191V222L189 221ZM189 223H188V224H189ZM196 223H197V222H196ZM6 224H7V223H6ZM60 224H61V223H60ZM136 224H137V223H136ZM150 224H151V223H150ZM165 224L167 225L168 222L164 223V226H165ZM191 224H192V223H191ZM201 224H202V225H201ZM22 225H24V224H22ZM37 225H38V224H37ZM115 225H116V224H115ZM115 225H114V226H115ZM123 225H124V224H123ZM174 225H175V224H174ZM263 225H264V224H263ZM3 226H4V225H3ZM35 226H36V225H35ZM38 226H39V225H38ZM119 226H120V225H119ZM149 226H150V225H149ZM160 226L162 227V225H160ZM170 226H173V225L171 224ZM170 226H169V230H170L171 228L174 229V227H171V228H170ZM190 226H192V225H190ZM190 226H189V228H190ZM48 227H49V226H48ZM61 227H62V226H61ZM109 227H110V229H113V230L116 229V230H117V228L113 227L112 224L109 225ZM150 227H151V226H150ZM157 227L155 226L154 228H157ZM177 227H178V226H177ZM262 227H263V226H262ZM262 227H261V228H262ZM14 228L16 229V227H14ZM18 228H20V227H18ZM46 228H47V226H46ZM114 228H115V229H114ZM163 228H164V227H163ZM175 228H176V226H175ZM186 228H183V229H186ZM261 228H260V229H261ZM1 229H2L1 232H2L3 230H5V228H2V226H1ZM15 229H14V230H15ZM141 229H142V228H141ZM164 229H165V228H164ZM258 229H259V228H258ZM33 230H34V229H33ZM56 230H57V229H56ZM255 230H256V231H255ZM42 231H43V230H42ZM142 231H143V230H142ZM178 231H177V232H178ZM4 232H5V231H4ZM4 232H3V233H4ZM36 232H37V230H36ZM116 232H117L116 234H118V236L116 235V237H114V236H112V235L109 236V234H105V233H102V232H101V233L97 234V240L101 241V243H102V242H104V243H105V242H106V243L108 242V244L111 243V242H113V241H115V240L117 241V239L120 240V238H121L122 236L119 235L120 233H119L118 231H116ZM121 232H122V231H121ZM165 232H166V231H165ZM173 232H174V231H173ZM63 233H64V232H63ZM63 233H62V234H63ZM258 233H259V231L257 232V234H258ZM261 233H264V231L261 232ZM38 234H39V233H38ZM48 234H49V233H48ZM57 234H58V233H57ZM74 234H75V233H74ZM170 234H171V233H170ZM175 234H176V233H175ZM244 234H245V235L248 234V236H249V234H251V236H249V237H248V236H245V237H244ZM259 234H260V233H259ZM259 234H258V235L254 234V236H255V237L258 236V238H259V236H260ZM35 235H37V234H34L33 236L36 237ZM54 235H55V234H54ZM76 235H78V234H75V236H76ZM176 235H178V234H176ZM176 235H175V236H176ZM262 235H263V234H262ZM30 236H31V235H30ZM56 236H57V235H56ZM75 236H74V237H75ZM123 236H124V234H123ZM62 237H63V236H62ZM62 237L59 236V238H61V239H62ZM260 237H262V236H260ZM263 237H264V235H263ZM54 238H55V237H54ZM57 238H58V237H57ZM69 238H71V236H70ZM69 238H68V239H69ZM34 239H37V238H34ZM64 239H65V237H64ZM66 239H67V238H66ZM256 239H257V238H254V241H255ZM59 240H60V239H59ZM62 240H63V239H62ZM259 240H260V239H259ZM68 241H70V240H68ZM254 241H253V242H254ZM96 242H97V241H96ZM256 242H257V241H256ZM247 243H248V244H247ZM257 243H258V242H257ZM112 244H113V243H112ZM115 244H116V243H115ZM250 245H252V244H250ZM253 245L255 246L256 244L254 243ZM259 245H260V244H259ZM149 247H150V246H149ZM250 247H251V246H250ZM250 247H249V248H250ZM255 247H256V246H255ZM240 248H241V250H240ZM247 248H246V250H248ZM259 248L261 249L262 247L260 246V247H258V249H257V247H256L257 250H259ZM251 249H253V246H252ZM254 249H255V248H254ZM231 250H232V251H231ZM242 251H243V252H242ZM260 251H261V250H260ZM220 252H221V253H220ZM250 252H251V251H250ZM253 252H254V251H253ZM256 252H257V251H256ZM258 252H259V251H258ZM219 253H220V254H219ZM254 253H255V252H254ZM254 253H253V254H254ZM141 254H142V253H141ZM225 254H224V255H225ZM253 254H252V255H253ZM256 254H257V253H255V255H256ZM258 254H260V253H258ZM249 255H250V254H249ZM262 255H264V254H262ZM11 257H12V256H11ZM132 257H133V256H132ZM217 258L219 259V256H217L215 259H217ZM224 258H225V257H223V259L221 260L222 262H223ZM251 258H253V257L251 256ZM257 258H258V257H257ZM199 259H200V260H199ZM215 259H214V260H215ZM220 259H221V257H220ZM226 259H225V261H226ZM240 259H241V258H240ZM6 260H7V259H6ZM9 260H11L12 262H16V263L21 262L19 256H18V257H14L13 259H10V258H9ZM9 260H7V261H5V262H9ZM118 260H120V259H118ZM118 260H115V259H114L113 261H111V262H107V263H104L103 261H102V263H101V261H98L97 263H94V264H116V263L118 264V262H119ZM146 260H147V259H146ZM229 260H230V259H229ZM229 260H228V263H229ZM232 260H233V259H232ZM237 260H239V259H237ZM242 260H243V259H242ZM246 260H247V259H246ZM254 260H255V259H250V257H249V260L246 261V262H244L243 264H264V256H263V257H260V255H259V260H257V261H254ZM47 261H48V260H47ZM47 261L45 260L44 262L46 263ZM117 261H118V262H117ZM215 261H216V260H215ZM230 261H231V260H230ZM235 261H236V259H235ZM226 262H227V261H226ZM231 262H232V261H231ZM9 263H10V262H9ZM9 263H8V264H9ZM16 263H15V264H16ZM41 263H42V262H39V264H41ZM197 263H198V262H197ZM206 263H204V264H206ZM209 263H210V262H209ZM209 263H208V264H209ZM223 263H225V262H223ZM4 264H5V263H4ZM37 264H38V263H37ZM47 264H48V262H47ZM88 264H89V263H88ZM90 264H93V263H90ZM192 264H193V263H192ZM211 264H212V261H211ZM216 264H217V261H216ZM220 264H221V263H220ZM232 264H233V263H232Z\"/></svg>", "mask_w": 264, "mask_h": 264}]
</instances>
